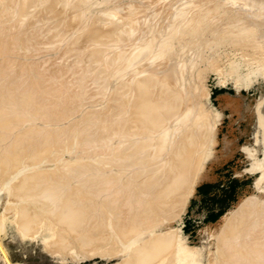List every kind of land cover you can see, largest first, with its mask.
Instances as JSON below:
<instances>
[{"label":"rangeland","instance_id":"obj_1","mask_svg":"<svg viewBox=\"0 0 264 264\" xmlns=\"http://www.w3.org/2000/svg\"><path fill=\"white\" fill-rule=\"evenodd\" d=\"M5 1V2H4ZM7 1V2H6ZM16 1V3L14 4V2ZM19 1H22V0H19ZM17 2V0H0V12H1V9H2V7L1 6H3V9H2V12L0 13V23H1V20L2 19H4V20H2L3 22H2V24L0 25V30H1V33L4 35V34H6L7 36H6V42H8V43H6L5 45H6V47L8 46V47H10L9 48V50H8V54H7V52H5V53H0L1 55H0V93L2 94V97L4 98L5 97V95H6V97H5V100H10L8 97H10V96H12L13 94H16L17 96L19 95V96H23L22 95V93L23 94H25V93H28V94H31L32 95V100L31 101H33V99H34V101H37V102H34V104H33V102H31L30 103V106H27L26 107V110H25V105L23 104V101H20V100H15L14 98H12V99H14L13 101H15V102H13L14 104H12L13 106H10V105H7L4 109L6 110H4L3 112V114H4V116L5 117H12L11 118V120H10V122H13V123H15V121L14 120H16V122H17V120H19L20 122H24L23 121V118H22V121L19 119V117L21 118V116H28V118H24V120L25 119H29L28 121L29 122H27V124H26V126L29 124V126L30 127H32V126H37L36 128L38 129V128H40L41 130H42V132H45L46 130H50V128H52V129H55L54 131H56V129L57 128H53V127H57V126H59V129H60V133H59V131H58V129H57V131H56V133H55V136H54V141L52 142L51 141V143H53V144H51V143H49L48 144V148L46 149V150H49L51 147H53V148H51V150H49V151H46L45 153H47L46 154V156H42V158H43V160H40V161H38V162H35V164L37 165H35L34 163H32V161H30V158H29V156L27 155L28 153H29V149L30 148H28L29 147V145H25V146H23L22 148H21V150L22 151H19L20 149H17L19 152H21L19 155H23V156H19L18 155V159H19V162L21 163V162H23V164L25 165V166H27V168H26V170L24 171L25 172V174L24 175H27L28 173V171H27V169L28 170H30V172H29V174L30 173H32L33 171H31V169L33 168V165H34V169L35 168H37V169H33L34 170V172H37V170H39L40 168L41 169H43V171H45V170H47V169H54V171H57V170H63V169H65V167L66 166H64V167H62V169H61V165L63 166V165H67L68 166V168H72L71 166L72 165H74L73 163H78L79 161L82 163L83 161L85 162V160L86 161H89L90 163H94V164H90L91 166H87V165H83V171L84 170H87L88 172H90L89 174H88V176H91L90 174H92V173H95V172H92V171H95V170H98V168L96 169V167L95 168H92V165H97V166H101V164H102V160H107V159H110L111 157H113V154H116L117 153V151L119 152V149L117 148V146H119V145H122V142H123V144L126 142L125 141V138H123L124 137V134L125 133H127V132H125V128H124V126L125 127H127V123H126V121L128 120L129 121V119H131L132 117H133V115L131 114V110H130V105H131V103L133 102V99H134V97H132V95H133V90L132 89H135L136 88V83L137 82H134V80L137 78V77H139L141 74L142 75H145V74H153V73H155V74H153L154 75V78L156 79V81H155V84L153 85V87L151 88V90H154L155 88H161V89H163V82L166 80V79H163V62H161V63H157V62H153V59H152V57H156V56H158V54H160V55H162V54H164L165 56H166V54L165 53H167V55L169 54V52L171 51V50H173L174 48H175V45H174V48L172 49H170V51H169V49L167 48V50L164 48V47H167V46H164L163 44H164V42H156L155 43V45H154V48H151L152 50L150 51V45H148V44H150V42L147 40V36H149L147 33V29L149 30L150 28H151V26H152V24L155 26V24H156V22L157 21H153L154 19H160V20H162L163 18H165V16H163V15H166V17H167V14L166 13H169L170 12V10H172V9H174V10H176V8H177V10H179V11H181L180 13H184V11H185V13L186 14H183L187 19H188V17L191 15V11H195L194 9H196L197 7L199 8H197L196 10H200V7L203 9V7H205V9L207 10V8H206V6L208 7L209 5H206L205 3H206V0H204V2H202L203 0H193V7H195L193 10H192V8H190L192 5V3L190 4L191 6H189V5H185L184 4V7H183V2H181L182 0H165V1H162V0H146V2H145V0H126L125 2L127 3H125L123 0H113L115 3H116V5H121V8H120V6L118 5V6H116L115 7V3L114 2H111V0H110V2H109V0H81V2L79 1V0H66V2H67V6L65 5V3H63V1H60L59 3H61L62 2V7H61V5L59 4V5H57L56 4V7H60V8H56V7H54V5H53V3H50L51 1L50 0H47V1H45V0H35V1H33V2H29L28 0H23L25 3V5H24V8H22L23 10L26 8V10L25 11H27V12H25L26 13V16H28V17H26L27 19V21H29V22H27V21H25V20H23V19H25V17L24 16H22V9H21V13L20 12H18V10L20 9V8H18V6H20L18 3H22V2ZM27 1H28V3H27ZM105 1V2H104ZM123 1V2H122ZM138 1V2H137ZM154 1V2H153ZM168 1H170V2H168ZM185 1V0H184ZM200 1H201V3H203V4H201L200 3ZM210 1H211V3H210ZM222 1L223 0H216L215 2H217V4H216V6H218V7H216V10L217 11H220L222 8H220V7H222ZM236 1H238V0H233V1H229V3H227V5H226V8H225V10L227 9V11L229 12V14L231 13V15L232 16H235V18H237V20H240L242 17H243V19H241L240 20V22L239 23H236V24H241V26L243 25V24H245V26L243 25L242 26V28H243V31H242V33L241 34H239L240 33V31L237 29V31H239L238 32V37L236 38V37H234V39L236 38V41H238L241 37L242 38H246V37H248L247 35L244 37V36H242V35H244V33H248V31L252 34V29L253 28H251V26H253V27H255L256 26V24H257V26L258 27H260V26H263L264 27V25H263V23L262 22H260L258 19H257V17H255V7L253 8V7H249V5H247V4H244V3H238V5H237V2ZM245 1V0H244ZM11 2V3H10ZM46 2V3H45ZM106 2H108V3H106ZM131 2V3H130ZM133 2V3H132ZM139 2H140V4H139ZM147 2H149V3H147ZM165 2H166V4H165ZM197 2V3H196ZM199 2V3H198ZM209 2V3H208ZM214 3V0L212 1V0H208L207 1V3L208 4H212L213 5V3ZM220 2V3H219ZM246 2H248V3H250L251 1L249 0V1H247L246 0ZM257 3L259 2V1H256ZM42 3H44V4H42ZM110 3V4H109ZM114 4L113 6H112V4ZM118 3V4H117ZM125 3V4H124ZM145 3H147V4H145ZM168 3V4H167ZM182 3V7L179 5V4H181ZM5 5V7H4V5ZM6 4H7V6H9V4H10V6H9V9H11L12 11H14V9L16 10V12H11V11H9L8 12V8H7V6H6ZM48 4V5H47ZM49 4H50V6H51V4H52V6H53V8H52V6L50 7L49 6ZM124 4V5H123ZM133 4V5H132ZM142 4H144V5H142ZM165 4V5H164ZM197 4V5H196ZM230 4V5H229ZM232 4V5H231ZM15 5V6H14ZM18 5V6H17ZM23 5V4H22ZM21 5V6H22ZM29 5V6H28ZM37 5V6H36ZM78 5H80V7L78 6ZM147 5V6H146ZM149 5V6H148ZM172 5V6H171ZM199 5H201V6H199ZM204 5V6H203ZM212 5H210L209 7H211ZM219 5H221V6H219ZM16 6H17V8H16ZM26 6V7H25ZM31 6V7H30ZM76 6V7H75ZM133 6H134V8H133ZM165 6V7H164ZM187 6V7H186ZM23 7V6H22ZM39 7H41V9L39 8ZM44 7V8H43ZM51 9H50V8ZM83 7H84V10H83ZM112 7H114V8H112ZM119 7V9H115V8H118ZM124 7V8H123ZM173 7V8H172ZM181 7V8H180ZM234 7H235V9H234ZM261 9L264 11V4H261ZM56 8V9H55ZM63 8V9H62ZM65 8V9H64ZM69 8V9H68ZM75 8V9H74ZM76 8H78V11L80 12H78L77 10H76ZM79 8H81V9H79ZM137 8V9H136ZM147 8V9H146ZM172 8V9H171ZM183 8H185L184 10H183ZM186 8H188V10L186 9ZM220 9V10H218V9ZM232 8V9H231ZM246 8V9H245ZM18 9V10H17ZM29 9V10H28ZM59 9V10H58ZM105 9V10H104ZM112 9H114L117 13H114V15H111L109 12L111 11V13H113L112 11ZM129 11H128V10ZM136 11H135V10ZM191 11H190V10ZM201 9V10H202ZM208 9H210V8H208ZM248 9V10H247ZM7 10V11H6ZM39 10V11H38ZM44 10V11H43ZM48 10H49V12H48ZM75 12V13H77V14H75L73 11ZM82 10L84 11V13L82 12ZM89 10V11H88ZM176 10V11H177ZM205 10V11H206ZM210 10H213L212 9V7H211V9ZM209 10V12L210 13H212L211 15H214V12L213 11H210ZM234 10H237L236 11V13L234 12ZM240 10H242V11H240ZM20 11V10H19ZM36 11V12H35ZM43 11V13H41L40 14V12H42ZM61 11H63V12H61ZM114 11V12H115ZM188 11H190V13L188 12ZM254 13H253V12ZM3 12H8V14H10V15H8L7 13H5L4 15L2 14ZM45 12L47 13V14H45ZM52 12V13H51ZM54 12H55V14H54ZM89 14H88V13ZM104 12V13H103ZM106 12V13H105ZM128 12V13H127ZM130 12V13H129ZM141 12V13H140ZM208 12V11H207ZM208 12V13H209ZM239 12V13H238ZM17 13V14H16ZM20 15H19V14ZM69 14V15H67V14ZM74 13V14H73ZM82 13H83V15L85 14H87L86 15V17L83 19L82 17H83V15H82ZM93 13V14H92ZM95 13V14H94ZM103 14V16H102V14ZM122 13V14H121ZM138 13V14H137ZM209 13V14H210ZM257 13V12H256ZM34 14V15H33ZM37 14V15H36ZM42 14H43V16H42ZM59 14V15H58ZM72 14H73V16H72ZM82 16H81V15ZM91 14V15H90ZM98 14V15H97ZM107 14V15H106ZM135 14H136V16L137 17H133V16H135ZM141 14V15H140ZM45 15V16H44ZM48 15V16H47ZM53 15V16H52ZM55 15V16H54ZM77 15V17H75ZM116 15V16H115ZM133 15V16H132ZM237 15V16H236ZM264 15V14H263ZM2 16H3V18H2ZM6 16V17H5ZM8 16V17H7ZM57 16H60V17H57ZM61 16H63L64 18H67L66 20H64L63 21V17H61ZM94 16V17H93ZM98 16H101V18H99ZM120 16V17H119ZM122 16V17H121ZM131 16V17H130ZM141 16V17H140ZM242 16V17H241ZM11 17V18H10ZM15 17L16 18H18V19H15ZM20 17H22V18H20ZM34 17V18H33ZM39 17V18H38ZM42 17V18H41ZM44 17V18H43ZM52 17V18H51ZM71 17V18H70ZM73 17V18H72ZM103 17V18H102ZM119 17V18H118ZM193 17H195V16H190L189 18H193ZM239 17V18H238ZM245 17V18H244ZM255 17V18H254ZM7 18V19H6ZM29 18V19H28ZM37 18V19H36ZM55 18V19H54ZM62 18V19H61ZM76 18V19H75ZM81 18V19H80ZM92 18V19H91ZM95 18H97V20H95ZM128 18V19H127ZM247 18V19H246ZM51 19V20H50ZM88 21H87V20ZM95 20V22L97 23L98 21V24H96L95 22H94V20ZM110 19H112V21L110 20ZM125 19V20H124ZM229 19H231V17L229 18ZM12 20V21H11ZM16 20V21H15ZM20 20L22 21V22H20ZM61 20H62V22H63V24L65 23V22H67V23H69V24H67V23H65V24H67L66 26H65V24L62 26V22H61ZM71 20V21H70ZM78 20V21H77ZM113 20H114V22H113ZM121 20V21H120ZM168 20V18H165L164 19V21H167ZM35 21H37V22H35ZM60 21V22H59ZM69 21V22H68ZM85 21V22H84ZM118 22V23H116V22ZM125 21V22H124ZM132 21V22H131ZM149 21L151 22V21H153V22H151V23H149ZM5 22V23H4ZM17 24H16V23ZM24 22H27L26 24L24 23ZM40 22V23H39ZM44 22H45V24H44ZM92 22H94V23H92V25L94 26H98V28L97 27H93L92 25H91V23ZM102 22V23H101ZM120 22V23H119ZM230 22V21H229ZM245 22V23H244ZM22 23V24H21ZM24 23V24H23ZM34 23L36 24V25H34ZM53 23V24H52ZM59 23V24H58ZM80 23V24H79ZM87 23V24H86ZM103 23H104V26H103ZM110 23V24H109ZM116 23V24H115ZM130 23V24H129ZM146 23V24H145ZM148 23H149V25H148ZM166 23H169L168 21L166 22ZM248 23V24H247ZM12 24V25H11ZM33 24V25H32ZM37 24H39V25H37ZM43 24H44V26H43ZM51 24V25H50ZM85 24H86V26H85ZM107 24V25H106ZM128 24V25H127ZM161 24V23H160ZM230 24V23H229ZM250 24H252L251 26H250ZM3 25V26H2ZM5 25H7V27H4ZM42 25V26H41ZM87 25H88V28H87ZM91 25V26H90ZM101 25V26H100ZM116 25H119L120 27H117ZM12 26V27H11ZM16 28H15V27ZM28 26H29V28H28ZM35 26V27H34ZM60 26V27H59ZM65 26V27H64ZM71 26V27H70ZM77 26H80V27H77ZM91 28H90V27ZM110 26V27H109ZM128 26V27H127ZM149 26V27H148ZM160 26V25H159ZM237 26V25H236ZM3 27V28H2ZM10 27V28H9ZM33 27H34V31H33ZM48 27V28H47ZM50 27H52V28H50ZM55 27V28H54ZM85 27V28H84ZM102 29H101V28ZM103 27H105V28H103ZM107 27V28H106ZM113 27V28H112ZM115 27V28H114ZM130 27H132V28H130ZM164 27V26H163ZM245 27H246V30H248V31H246L245 30ZM258 27H255L256 29H255V31L253 32L254 34H255V36H251V34L250 33H248V35L249 36H251V37H254V39H250V38H248L249 40H251V42L252 41H254V40H256V43L258 42V43H260V44H258L257 43V45H262L263 43H264V41L262 40L261 42H260V40H261V38H264V29L262 28V27H260L261 29H263V30H259V29H257ZM6 28V29H5ZM90 28V29H89ZM92 28H93V30H97V29H100L99 30V33L100 34H98V30L97 31H93V32H97V35H98V38L95 36V33H93L92 31H91V33H90V30H92ZM136 28V29H135ZM242 28H241V30H242ZM23 31H22V30ZM26 29V30H25ZM40 29V30H39ZM51 29V30H50ZM54 29V30H53ZM57 29V30H56ZM84 29V30H83ZM107 29H109L111 32H108L109 30H107ZM114 30V31H112V30ZM240 29V28H239ZM249 29H251V30H249ZM5 30V31H4ZM11 32H10V31ZM16 30H18V31H16ZM20 30V31H19ZM40 32H39V31ZM55 31V32H53V31ZM73 30V31H72ZM81 30V31H80ZM87 30V31H86ZM131 30V31H130ZM170 30H171V28H170ZM254 30V29H253ZM258 30H259V32H258ZM3 31V32H2ZM16 31V32H15ZM27 31V32H26ZM47 31H49V33L47 32ZM64 31V32H63ZM74 32V33H72V32ZM102 31V32H101ZM145 31V32H144ZM257 31V32H256ZM260 31H262V33H263V35H261L260 34ZM15 32V33H14ZM32 32V33H31ZM44 32V33H43ZM46 32V33H45ZM87 32H89L91 35H93L94 34V37L92 38L91 37V35L89 36V33H87ZM105 32V33H104ZM113 32V33H112ZM118 32V34H116V33ZM210 32V31H209ZM205 33V34H203V35H201V36H203V41H205L204 43H206L207 41H208V45H206V44H202V45H200L201 43H202V37H199V39H197L196 38V42H195V44L196 43H198L199 41H197V40H201L200 41V47L202 46V49L203 50H200L199 49V51L198 50H196L197 52L196 53H198L196 56H195V54L194 55H192L191 56V54H190V56H188L190 59L193 57L194 58V56H195V58H194V60H197L196 62L195 61H193L192 62V64L191 63H188V65L190 64V68H192L193 67V70H192V72H193V75H194V78H195V80H194V82L195 83H197L198 84V86L194 83V85H196L197 86V88H199V87H201V89H202V86H203V89H205V92H207L208 91V93H209V99H206V97H204L203 98V100L206 102V105H207V107L208 108H210L211 109V111H213L214 113H216V111H218L220 114H221V117H220V119H219V121L217 122V125H216V128H217V139H218V143H217V147H216V149H217V153H216V158L214 159V160H211V161H209L208 162V164H207V167H206V169L203 171V174H204V176H205V178L201 181V182H199V184L196 186V190H195V192L192 194V195H190L189 196V199H188V201H187V199H186V204H184V206H182V207H184L183 208V210L182 209H180L181 211V213L180 212H177L178 214L177 215H179V216H177V217H174V218H168V219H163V225H162V231H163V233H164V235L166 234V235H171V237H175V238H178L180 235L182 236V239L183 240H185V246H187V248H191V249H196V248H201V247H204V245H206L205 247V249L206 250H212V251H215L216 252V250L219 248V238L222 236V234H224L225 232H227L228 230H229V228L231 227V223L233 224V226H235V228H236V226H237V228L235 229L236 231H238L237 233V235H238V238H241V240H242V243H241V240L240 239H238L237 241H240V244H239V248H240V250H241V248L243 247V249L244 248H247V247H249L250 249H252L251 247L253 246V244L256 242V239H258V241L259 240H263V242H264V207H262V206H264V66H262V65H264V47H262V50H260L261 48H259L258 46L256 47V48H258V49H256L254 46L256 45L255 44V41H254V43L252 44L251 42H247L248 40H246V42H247V44H246V46H244L245 44H242V43H244L243 41H244V39L243 40H239L238 42H236V43H238V45H236L235 44V42H233L232 40H233V36H232V34L231 35H229V36H212V33L210 32V33ZM10 33H11V36H10ZM59 33V34H58ZM63 35H62V34ZM69 33V34H68ZM77 33V34H76ZM83 33V34H82ZM93 33V34H92ZM107 33V34H106ZM109 33V34H108ZM237 33V32H236ZM257 33V34H256ZM19 34L21 35V36H19ZM25 34H27V36L25 35ZM37 34V35H36ZM58 34V35H57ZM88 34V35H87ZM110 34H112V35H114V37L112 36V35H110ZM211 34V35H210ZM234 34V36H237L235 33H233ZM260 34V35H259ZM8 35H9V37H8ZM25 35V36H24ZM51 35V36H50ZM102 35H103V37H102ZM105 35V36H104ZM111 37V39L109 38V36ZM119 35H122L121 37L119 36ZM211 37H210V36ZM240 35V36H239ZM60 36H61V38H60ZM79 36V37H78ZM87 36V37H86ZM89 36V37H88ZM99 36L101 37V38H99ZM142 36V37H141ZM206 36L207 37H210V38H206ZM11 37V38H10ZM31 37V38H30ZM46 37V38H45ZM106 37V39H104ZM221 37H223V39L221 38ZM10 39V40H12V43H11V41L10 40H7V39ZM16 38H17V40H16ZM29 38V39H28ZM35 38V39H34ZM51 38H53V40L51 41ZM67 38V39H66ZM89 40H87V39ZM201 38V39H200ZM27 39H28V41H27ZM34 40V42H33V40ZM44 39H46V40H44ZM48 39H50V40H48ZM86 39V40H85ZM108 39H110V40H108ZM205 39V40H204ZM208 39V40H207ZM209 39L210 40H212V41H210L209 42ZM216 39V40H215ZM221 39L223 40V41H221ZM232 39V40H231ZM247 39V38H246ZM18 40H20V41H18ZM38 40V41H37ZM58 40V41H57ZM63 42H61V41ZM83 40V41H82ZM104 40V41H103ZM108 40V41H107ZM118 40V41H117ZM128 40V41H127ZM207 40V41H206ZM226 40V41H225ZM15 41V42H14ZM18 41V42H17ZM51 41V42H50ZM87 41V42H86ZM96 41V42H95ZM117 41V42H116ZM133 41V42H132ZM230 41H232V42H230ZM235 41V40H234ZM242 43H241V42ZM13 42H14V44H13ZM27 42V43H26ZM82 42V43H81ZM120 42V43H119ZM167 42H171L170 40L169 41H166L165 42V45L167 44V45H169V47L173 44V43H167ZM173 42V41H172ZM221 42H223V43H221ZM240 42V43H239ZM245 42V43H246ZM9 43H11L10 45H9ZM17 43V44H16ZM49 43L51 44V45H49ZM62 43V44H61ZM83 43H85V44H83ZM104 43V44H103ZM120 45H119V44ZM131 43V44H130ZM160 43L163 45V48L166 50L165 51V53H163V48L162 47H160V46H162V45H160ZM35 44V45H34ZM36 44H37V46H36ZM59 44H61V45H59ZM69 44V45H68ZM75 44V45H74ZM107 44V45H106ZM122 44H124V45H122ZM130 44V45H129ZM220 44V45H219ZM233 44H234V46H237V47H234L233 46ZM239 44H241V45H243L242 47H241V45L239 46ZM249 44V45H248ZM255 44V45H254ZM56 45V46H55ZM58 45V46H57ZM67 45V46H66ZM71 45V46H70ZM126 45L128 46L129 45V48L128 47H126ZM143 45V46H142ZM146 45L148 46L147 48H145L146 47ZM264 45V44H263ZM17 46V47H16ZM26 46V47H25ZM30 46V47H29ZM46 46V47H45ZM50 46V47H49ZM55 46V47H54ZM63 46H65V47H67V49L66 48H64ZM70 46V47H69ZM83 46V47H82ZM88 46V47H87ZM108 46V47H107ZM124 46H125V48H124ZM248 46V47H247ZM39 47V48H38ZM49 47V48H48ZM52 47H54V48H52ZM61 47V48H60ZM74 47H76V48H74ZM93 47H95V51L93 50L94 48ZM98 47V48H97ZM100 47H102L101 48V50H100ZM132 47V48H131ZM159 47H160V49H159ZM171 47H173V46H171ZM241 47V48H240ZM251 47H253V48H251ZM14 48H17V49H14ZM57 48V49H56ZM63 48V49H62ZM70 48V49H69ZM72 48V49H71ZM83 48V49H82ZM91 48H92V50H91ZM97 48V49H96ZM105 48V49H104ZM112 48V49H111ZM134 48H136V49H134ZM143 48H144V50H143ZM149 48V49H148ZM187 48H189V47H187ZM245 48V49H244ZM251 48V49H250ZM25 49V50H24ZM29 49V50H28ZM40 49V50H39ZM52 49H54L53 51H52ZM69 49V50H68ZM88 50V52H87V50ZM101 51L100 53H99V50ZM119 49V50H118ZM129 49V50H128ZM153 49H154V51H153ZM26 50H28V51H26ZM33 50V51H32ZM49 50V51H48ZM56 50V51H55ZM73 50H74V52H73ZM86 50V51H85ZM91 50V51H90ZM96 50H98L97 52H96ZM108 50V52H107V55L109 56H107L106 55V51ZM137 50V51H136ZM144 51V53L142 54H140V55H138V53H136V52H139V51ZM158 50V51H157ZM162 50V51H161ZM191 50V49H190ZM189 49H187V51H186V53L184 52V50H182L181 52H180V54L181 55H179V57H181L182 59H181V61H183L184 59L187 61V62H189L188 60H187V58L188 57H186V56H184V55H188V53L187 52H189V53H191V51H190ZM255 50V51H254ZM12 53H11V52ZM16 51V52H15ZM24 51V52H23ZM41 51V52H40ZM69 51V52H68ZM76 51V52H75ZM112 51V52H111ZM122 51V52H121ZM126 51V52H125ZM157 51V52H156ZM167 51H169V52H167ZM18 52V53H17ZM26 52H28V53H26ZM68 52V53H67ZM83 52V53H82ZM87 52V53H86ZM92 52V53H91ZM113 52H114V55H115V57H114V55H113ZM132 52H134V53H132ZM149 52V53H148ZM151 52L152 53H154V54H151ZM159 52V53H158ZM161 52H162V54H161ZM185 54H184V53ZM205 52V53H204ZM245 52V53H244ZM263 52V53H262ZM15 53V54H14ZM25 53V54H24ZM32 54V56L30 55V54ZM34 53H36V54H34ZM39 53H40V55H39ZM45 53V54H44ZM57 53V54H56ZM62 53V54H61ZM80 53V54H79ZM89 53V54H88ZM96 53V54H95ZM98 53H99V55H98ZM104 55H103V54ZM184 55H183V54ZM193 53V52H192ZM7 54V55H6ZM17 54V55H16ZM27 54V55H26ZM29 54V55H28ZM53 54V55H52ZM67 56H66V55ZM70 54V55H69ZM73 54V55H72ZM92 54V55H91ZM111 54V55H110ZM117 54V55H116ZM120 54V55H119ZM123 54V55H122ZM131 54V55H130ZM248 56H247V55ZM3 55H5L4 56V58H2L3 57ZM8 55H9V57H8ZM46 55H47V57L49 58V59H47V57H46ZM75 55V57H73ZM99 57H98V56ZM134 55V56H133ZM147 55V56H146ZM151 55V56H150ZM156 55V56H155ZM14 57L13 58V60L12 59H10V58H12V57ZM28 56H29V58H28ZM45 56V57H44ZM50 56V57H49ZM64 56V57H63ZM78 56V57H77ZM121 57V59H120V57ZM125 56V57H124ZM261 56V57H260ZM6 57V58H5ZM80 57V58H79ZM89 57V58H88ZM97 57V58H96ZM112 57H113V59L114 58H116V59H114L115 60V63H119V64H114V65H116V66H113L112 64L114 63V61L111 63L110 61L112 60ZM119 57V58H118ZM144 57V58H143ZM150 57H151V59H150ZM253 57V58H252ZM257 57V58H256ZM2 58V59H1ZM9 58V59H8ZM22 58V59H21ZM27 58V59H26ZM39 58V59H38ZM67 58V59H66ZM72 58H73V60H72ZM91 58V59H90ZM99 58V59H98ZM139 58V59H138ZM141 58V59H140ZM4 59H6L5 61L7 62H5L4 61ZM7 59H8V61H10L9 63H8V61H7ZM16 59V60H15ZM33 59V60H32ZM59 59H60V62H59ZM84 59V60H83ZM96 59V60H95ZM131 59H133V60H131ZM136 59V60H135ZM150 59V60H149ZM16 61V64H15V61ZM25 60V61H24ZM50 60V61H49ZM70 60V61H69ZM75 60V61H74ZM100 60H101V62H100ZM110 60V61H109ZM130 60V61H129ZM150 61L149 62V64L147 63L148 61ZM233 60V61H232ZM247 60V61H246ZM3 61V62H2ZM24 61V62H23ZM94 63H93V62ZM97 61L99 62V64L97 63ZM117 61V62H116ZM134 61V62H133ZM144 61H146V62H144ZM241 62V63H243L242 64V67L239 69V70H236L235 71V73H233L232 72V68H231V63H233V62ZM255 61H256V63H255ZM260 62L259 64H258V62ZM1 62H2V64H1ZM22 62V63H21ZM26 62V64H23V63H25ZM39 62V63H38ZM42 62V63H41ZM46 62V63H45ZM49 62V63H48ZM75 62V64H73ZM81 62H82V65L80 66V64H81ZM88 64H86V63ZM186 62V63H187ZM195 62V63H194ZM247 62H248V64H247ZM250 62V63H249ZM262 62V63H261ZM19 63H20V65H19ZM35 63V64H34ZM67 63V64H66ZM101 63V64H100ZM111 63V64H110ZM122 63V64H121ZM135 63V64H134ZM145 63H146V65H145ZM151 63V64H150ZM152 63H154L153 65H152ZM158 65H157V64ZM186 63H185V65H184V68H183V70L185 69V71H191L190 69H187L186 67L188 66H186ZM44 66H43V65ZM71 64V65H70ZM109 64V65H108ZM142 64V65H141ZM148 66V68H146L145 66ZM218 64V65H217ZM2 65V66H1ZM11 65V66H10ZM17 65V66H16ZM27 65V66H26ZM33 65H34V67H33ZM38 65H39V67L40 68H38ZM55 65V66H54ZM95 65H97L96 66V68L94 67ZM100 65V66H99ZM157 65V66H156ZM167 67H170V66H172V65H168V64H165ZM164 65V66H165ZM195 65V66H194ZM214 65V66H213ZM15 68H13V67ZM16 66V67H15ZM20 66V67H19ZM32 66V67H31ZM37 66V67H36ZM52 66V67H51ZM59 66V67H58ZM87 66V67H86ZM93 66V67H92ZM102 66V67H101ZM110 66V67H109ZM113 66V67H112ZM120 66V67H119ZM262 67L263 68V70H262V68L260 69V67ZM10 67V68H9ZM18 67H19V69L21 68V70H19L18 69ZM25 67H26V69H25ZM93 68V69H90V68ZM128 67V68H127ZM139 67V68H138ZM156 67V68H155ZM189 67V66H188ZM2 68V69H1ZM31 68H32V70H31ZM41 68H43V70L41 69ZM52 68V69H51ZM60 68V69H59ZM69 68V69H68ZM142 68V69H141ZM258 68H259V70H258ZM4 69H5V71H4ZM62 69V70H61ZM90 69V70H89ZM94 69H96V70H94ZM105 69V70H104ZM142 71V72H145V73H142V72H140V70ZM144 69H146V70H144ZM2 70V71H1ZM11 70V71H10ZM13 70H14V72H13ZM18 70H19V73H18ZM26 71V72H24V71ZM69 70V71H68ZM79 70V71H78ZM83 70V71H82ZM100 70V71H99ZM108 70V71H107ZM120 70H122V71H120ZM149 70V71H148ZM151 70V71H150ZM43 71V72H42ZM93 71V72H92ZM130 71V72H129ZM136 71L138 72V73H136ZM155 71V72H154ZM238 71H240V72H238ZM258 71V72H257ZM11 72V73H10ZM21 72H22V74H21ZM29 72V73H28ZM87 72V73H86ZM95 72V73H94ZM105 74H104V73ZM122 74H121V73ZM129 72V73H128ZM132 72V73H131ZM134 72V73H133ZM139 72L141 73V74H139ZM149 72H151V73H149ZM153 72V73H152ZM160 73V74H158V73ZM229 72V73H228ZM261 72V73H260ZM8 73H10V74H8ZM13 73V74H12ZM15 73V74H14ZM32 73L33 74H35V75H32ZM66 73V74H65ZM91 73H93V74H91ZM99 73H100V75H99ZM135 73H136V75H135ZM157 73V74H156ZM190 73V72H189ZM29 74V75H28ZM30 74H31V76H30ZM102 74H104V75H102ZM107 74H109V75H107ZM134 74V75H133ZM139 74V75H138ZM238 74V75H237ZM2 75V76H1ZM8 75V76H7ZM63 75H65V76H63ZM95 75V76H94ZM138 75V76H137ZM152 75V76H153ZM156 75H158V76H156ZM161 75V76H160ZM7 76V77H6ZM17 78H16V77ZM20 76H22V78L19 77ZM24 76V77H23ZM26 76V77H25ZM35 76H37V77H35ZM41 76V77H40ZM44 76V77H43ZM98 76V77H97ZM104 76V77H103ZM107 76V77H106ZM133 76V77H132ZM135 76H136V78H135ZM2 77H3V79H2ZM15 77V78H14ZM29 79H28V78ZM36 78V80L35 79H33V78ZM60 77V78H59ZM68 77V78H67ZM74 77V78H73ZM123 77V78H122ZM125 77V78H124ZM130 77V78H129ZM158 77V78H157ZM6 78V79H5ZM23 78H24V80H25V83H23L24 82V80H23ZM26 78H27V80H26ZM30 78H31V80H30ZM40 78V79H39ZM42 78H43V80H42ZM47 78H48V80H47ZM54 78V79H53ZM96 78V79H95ZM102 78H104V79H102ZM108 78V79H107ZM111 78V79H110ZM119 78H121L120 80H119ZM16 79H19V80H16ZM22 79V80H21ZM133 81H132V80ZM163 81H162V80ZM33 80V81H32ZM35 80V81H34ZM38 80V81H37ZM75 80H76V82H75ZM101 80V81H100ZM106 80V81H105ZM112 80V81H111ZM120 82V83H118L119 85H118V90L120 91V96H127V98H128V96H129V100H128V104H129V106H128V108H126V106H124L125 108H123V110L121 109V106H123L122 104H120L119 102H118V100L117 99H115V101H114V99L112 98V97H109L111 94H109L110 93V91L111 92H113L114 90H115V88L117 87V82L118 81ZM9 81H11V82H9ZM18 82V84H19V86L17 85V83L16 82ZM26 81L28 82V83H26ZM30 81H31V83L32 82H35V83H33V84H31L30 83ZM60 83H58V82ZM67 81V82H66ZM16 84H15V83ZM39 82H40V85H39ZM79 82V83H78ZM109 82V83H108ZM131 82V83H130ZM132 82H133V84H135L134 86H133V84H132ZM200 82V83H199ZM2 83V84H1ZM12 84V86H11V84ZM21 83V84H20ZM22 83H23V85H22ZM38 83V84H37ZM114 83H115V86H114ZM202 83V84H201ZM71 84V85H70ZM132 84V85H131ZM159 84V85H158ZM2 85V86H1ZM15 85V86H14ZM21 85L23 86V87H21ZM26 85V86H25ZM30 85V86H29ZM108 85V86H107ZM111 85V86H110ZM127 85H128V87H127ZM18 86V87H17ZM38 86V87H37ZM49 86V87H48ZM111 88H110V87ZM20 87V88H19ZM31 87H32V89H34V90H32L31 89ZM40 87H42V91H40L41 90V88ZM58 89H57V88ZM64 87V88H63ZM71 87V88H70ZM125 87V88H124ZM13 88H14V90H15V92H14V90H13ZM18 89V91H17V89ZM28 90H26V89ZM30 88V89H29ZM122 88H124V89H122ZM5 89V90H4ZM24 89V90H23ZM80 89H82V91L80 90ZM85 89V90H84ZM110 89V90H109ZM112 89H113V91H112ZM4 90V91H3ZM9 90H10V92H9ZM11 90H13V92L11 91ZM31 90H32V92H31ZM36 90V91H35ZM52 90V91H51ZM81 92H80V91ZM132 90V91H131ZM27 91V92H26ZM65 91V92H64ZM85 91V92H84ZM106 91V92H105ZM109 91V92H108ZM124 91V92H123ZM129 91V92H128ZM2 92H4V93H2ZM11 92H12V94H11ZM19 92V93H18ZM20 92H22V93H20ZM31 92V93H30ZM36 92V93H35ZM42 92V93H41ZM93 92V93H92ZM105 92V94L106 93H108V95L106 94H104L103 95V93ZM128 92V93H127ZM131 92V93H130ZM8 93V94H7ZM11 95H10V94ZM18 93V94H17ZM37 94V96L35 95V94ZM83 93V94H82ZM125 93H127V94H125ZM0 94V95H1ZM39 94H40V96H39ZM44 94H45V98H44ZM10 95V96H9ZM16 95L14 96V97H16ZM26 95V94H25ZM42 95V96H41ZM75 95V96H74ZM76 95H77V97H76ZM82 95V96H81ZM52 96H53V98H52ZM61 96V97H60ZM109 97V99H108V97ZM134 96V95H133ZM40 97V98H39ZM51 97V98H50ZM59 97V98H58ZM70 97V98H69ZM72 97V98H71ZM106 97V98H105ZM133 99H132V98ZM11 98V97H10ZM18 98V97H17ZM43 98H44V100H43ZM58 98V99H57ZM69 98V99H68ZM113 99V101H111V99ZM42 99V100H41ZM48 99V100H47ZM70 99H72V101L70 100ZM131 99H132V102H129V101H131ZM40 100H41V103H40ZM50 100V101H49ZM53 100V101H52ZM61 102H60V101ZM76 100V101H75ZM110 100V101H109ZM116 100H117V102H116ZM17 101V102H16ZM45 101V102H44ZM59 101V102H58ZM105 102V103H104ZM107 102V103H106ZM108 102H111V103H108ZM17 103H19V104H17ZM36 103V104H35ZM54 103V104H53ZM59 103V104H58ZM60 103H62L63 105H61ZM17 104V105H16ZM32 104H33V106H35V107H39L40 109H42V110H40V111H42V115H41V112L38 114V112H32V111H35V107H32ZM43 104V105H42ZM46 104V105H45ZM49 104V105H48ZM77 104H79L78 106L79 107H77V109H74L76 106H77ZM84 104H85V106H84ZM107 104L109 105V106H107ZM24 105V106H23ZM53 105H54V107H53ZM61 105V106H60ZM83 105V106H82ZM81 106V107H80ZM114 106V107H113ZM15 107V108H14ZM16 107H18V109L20 110H18ZM41 107H43V108H41ZM50 109H49V108ZM73 107V108H72ZM112 108V109H110V108ZM8 110H7V109ZM11 110H14V111H10V109ZM23 108H24V112L25 111H27V109H28V111H31V112H26V114H22V113H18V112H23ZM30 108H32V109H30ZM86 108V109H85ZM118 108V109H117ZM47 109V110H46ZM78 109H79V111H78ZM85 111H84V110ZM90 109V110H89ZM115 109H117V110H115ZM126 109V110H125ZM17 110V111H16ZM50 110H51V112H50ZM77 110V111H76ZM87 110H89L88 112H90V113H88V115H90V117L92 116L91 115V112L93 113V117H91V119H88V120H86V119H84V116L86 117L87 116V114L85 115V112H87ZM94 110V111H93ZM95 110H97V111H100V113L98 114V113H96V116H95V112H97V111H95ZM107 110V111H106ZM114 110V111H113ZM43 111H45L46 113L43 115ZM62 111V112H61ZM66 111V112H65ZM74 111V112H73ZM113 113H112V112ZM124 111V112H123ZM6 112H7V114H6ZM12 112V114L13 113H18V114H16V116H19V117H16V118H14L15 116V114L12 116L10 113ZM73 112V113H72ZM80 112V113H79ZM102 112H105L107 115H105V113H103L104 114V116H103V114H102ZM29 113V114H28ZM30 113H31V115L33 116V118L32 117H30ZM32 113H34V114H32ZM37 113V115H35ZM61 113V114H60ZM64 115H63V114ZM72 113V114H71ZM112 113V114H111ZM9 114V115H8ZM20 114H22L21 116H20ZM98 114V115H97ZM39 115H41V116H39ZM51 115V116H50ZM58 115V116H57ZM63 115V116H62ZM82 115V116H81ZM116 115V116H115ZM37 116V119L35 118ZM48 116V117H47ZM54 116H55V118H54ZM62 116V117H61ZM81 116V117H80ZM103 116V117H102ZM107 116H108V118H107ZM112 116V117H111ZM122 116V117H121ZM126 116V117H125ZM131 116V117H130ZM66 119H65V118ZM70 117V118H69ZM76 117H77V120H76ZM88 117V116H87ZM106 117V118H105ZM13 118H14V120H13ZM30 118H32L31 120L33 121V122H35V123H33L32 122V125H31V120H30ZM35 118V119H34ZM42 118V119H41ZM53 118V119H52ZM57 118V119H56ZM101 120V118H102V120L100 121L99 119ZM105 118V119H104ZM118 120H117V119ZM124 118V119H123ZM127 118V119H126ZM59 119V120H58ZM61 119H65L64 121L62 120L61 121ZM68 119V120H67ZM70 119V120H69ZM72 119V120H71ZM84 119V120H83ZM95 119V120H94ZM107 119V121L106 122H104L105 120ZM13 120V121H12ZM34 120H42V121H34ZM51 122H50V121ZM80 120H82V122L83 123H85V124H87V121H88V123L90 124H88L89 125V127L86 125V126H84V124H82V122L80 121ZM86 120V121H85ZM99 120V121H98ZM19 121L17 122V125H19ZM46 121V122H45ZM61 121V122H60ZM73 121H74V123H73ZM76 121V122H75ZM77 121H79V122H77ZM85 121V122H84ZM98 121V122H97ZM104 123H103V122ZM125 121V122H124ZM127 121V122H128ZM131 121V120H130ZM26 122H24V124H22V123H20L21 125H19V126H21V128H25L26 126H25V123ZM54 122V123H53ZM99 122H101V123H103V124H99ZM109 122V123H108ZM119 122V123H118ZM69 123V124H68ZM78 124V129H79V127H82V126H84V127H88V128H86L85 129V131L87 130V132L89 133L88 135V137L85 139L86 140V142H85V140L82 142L81 140V137H83V135H81V137L79 136V131H81V129L83 130L84 129V127L83 128H81L80 130H78L77 129V127H75L76 125L75 124ZM79 123L80 124H82V126H80L79 125ZM106 123V124H105ZM110 123H112L113 124V126H114V124L115 125H118L119 126V128H117V130L119 131H117V133H118V135L117 136H115L117 133H113V137L111 136V132H109V134H107L106 133V135H105V137H104V139L105 138H107V136L109 135V136H111V139L109 140V141H107L106 140V142H104V146H103V143L101 142V141H98V143H97V140H102L100 137H99V139H98V130H99V128L100 127H102L103 125L104 126H109L108 124H110ZM130 123V122H129ZM12 124V123H11ZM99 125V128H98V126L97 125ZM122 124H124V125H122ZM24 125V126H23ZM40 125V126H39ZM42 125H43V127H44V129L42 128ZM54 125H56V126H54ZM71 125V126H70ZM96 125V126H95ZM15 127H16V124L14 125ZM29 126H27L26 128H28ZM53 126V127H52ZM63 126V127H62ZM66 126V127H65ZM70 126V127H69ZM72 126H73V128H72ZM29 127V128H30ZM49 127V128H48ZM62 127V128H61ZM65 127V128H64ZM97 127V129H95ZM21 128H19L20 130H21ZM22 129L23 131H25V130H27V129ZM36 128L34 129H31L30 130V133H32V132H35V130H36ZM89 128H92V129H89ZM14 129V128H13ZM13 129H11L9 132L11 133L12 132V130ZM63 129V130H62ZM64 129H65V131H64ZM77 129V130H76ZM89 129V130H88ZM152 129V128H151ZM151 129H148V130H150L149 132L150 133H152L153 131L151 130ZM15 130V129H14ZM18 130V126H17V128H16V130H15V132L14 133H12V135H13V137H12V135H7V133H8V131H6L5 133L6 134H3V135H5V136H3V142H2V144H1V142H0V149L1 148H3V147H5V146H7V144L9 143H11L12 141H15L18 137H19V134H20V130L16 133V131ZM22 130H21V132H22ZM41 130H36V132H35V134H37V132L39 133V131H41ZM76 130V131H75ZM148 130H146V131H148ZM65 132L64 134L62 133V132ZM68 131V132H67ZM95 131H96V134H97V136H96V134H95ZM126 131H127V128H126ZM58 132V133H57ZM76 132H78V133H76ZM92 132L95 134H92ZM17 134V137H16V134ZM131 133H133V132H131ZM154 133V132H153ZM40 134H41V132H40ZM58 134V135H57ZM84 134V133H83ZM90 134H92V136L90 137ZM33 135H34V133H33ZM33 135L31 134H29V136L32 138V144L30 145V146H32L31 148H33V150H31L30 152H32L33 154L37 151V149H38V147L36 146V145H44V144H46V142H47V140H46V138L48 137L49 138V136H48V133L47 134H43L42 133V136L44 135V137H42V136H40V138L42 137L43 138V141H42V138L40 139L39 138V134L37 135L38 136V140H40V141H37V139H35L37 136L36 135H34V137H33ZM57 135V136H56ZM61 135V136H60ZM153 135V134H152ZM7 136H11V140L9 139V137H7ZM28 136V137H29ZM61 137V142L59 141V139H60V137ZM85 136V135H84ZM95 136V137H94ZM121 136V137H120ZM143 136V138L146 136H144V135H141V137ZM162 136V135H161ZM160 136V137H161ZM117 137V138H116ZM151 137V136H150ZM13 138H15L14 140H12ZM50 138H51V136H50ZM108 138H110V137H108ZM112 138H113V140H112ZM20 139V138H19ZM29 139V138H28ZM65 139V140H64ZM121 139V140H120ZM142 139V138H141ZM7 140H8V142H7ZM34 140L36 141V143H34ZM148 140V139H147ZM152 140V139H151ZM179 140V139H178ZM180 140H181V138H180ZM5 141V142H4ZM42 141V142H41ZM59 141V142H58ZM96 141V142H95ZM105 141V140H104ZM38 142H40V143H38ZM48 142H50V141H48ZM67 142V143H66ZM83 144H82V143ZM85 142V143H84ZM99 142H101V143H99ZM117 142V143H116ZM142 142H145V143H142ZM177 142V140H174L172 143H173V145H174V143H176ZM5 145H4V144ZM96 143V144H95ZM34 144V145H33ZM50 144H51V147H50ZM101 144V145H100ZM106 144V145H105ZM140 145L141 144H145V146H146V148L144 147V151L143 152H141L140 154L139 153H135L134 154V151L135 150H129L128 149V152L130 151H133V153H131V154H128V152H127V154H128V158L127 159H129V160H127V159H125V160H127L126 162H127V164L129 163V165H127V164H124L123 162L125 161V160H118V157H117V160H118V162H117V160H116V162L112 165L110 162H106V163H108L107 164V167L110 165V166H114L113 167V169L111 170L112 172H113V174L112 175H114V176H118L119 175V173H120V170H122V167H123V165H124V167L125 166H127V167H125L126 168V170H124V167H123V171H122V173L123 172H125L126 173V175H125V173L124 174H122L121 176L122 177H127L128 175H130L129 177H127V179H124V181H122L123 180V178H121V177H118V178H120L119 180L117 179V177H115L114 178V180L115 179H117V181H119V184H121L120 186H118L119 188H118V190L116 191V193L118 192V191H120L121 193H122V196H123V193L125 192H127V190L129 191V192H127V194L129 195L130 194V192L132 193L130 196H128V199L130 200V198H131V201L129 202V200H127L126 199V197H127V195L126 196H123V197H125L124 199H123V197L121 196V194H120V192L117 194L118 196H119V194H120V198L119 197H117V196H115V199H114V196H113V194L114 193H112L111 191H114L115 192V188H117V187H115V188H110L108 185H107V187H109V188H106V187H104L106 184V182H107V184H109L110 186L112 185V183H117V181L115 180H113L112 178L114 177H112V178H110V173H112V172H107V173H104V181L101 179V178H103V177H101L100 179L101 180H99V182H101L102 181V183H103V185L100 183L99 185H102V186H100V187H102V188H106V189H103V190H101V192L103 193H101L100 192V189H102V188H100V189H98V177H96L97 175L98 176H100L99 174H100V172L98 171V173H95V174H97L96 176H94L93 174V177L95 178L96 177V180H94V178H92V177H90V178H92L93 180H91L92 182V184L94 185V187H95V185H96V189L97 190H99V191H97L96 189L95 190H93L92 188H91V184L86 180L87 178V172L86 173H84V172H82V174L85 176L84 178H82L83 176L81 175V174H73L72 176H74L75 177V175H76V177H77V180L78 181H76V177H75V179H74V177H70V179H69V182H72L71 183V185H70V187H74L75 188V185L77 186V185H79L80 183L81 184H85V183H83L84 181H87L86 183H88V184H90V185H88V186H86V188H85V186H84V188H85V190L87 191H91V190H93V191H95V192H97V194H98V200L99 199H102V198H104V200L102 199L100 202L102 203V206H101V203L99 204V201H98V204H96L94 201H95V199H96V193L95 192H88L87 191V193H86V191L84 192V194H83V191H84V189H83V191H82V194L80 193V195H81V197H80V199L82 198V200H83V197H85L84 198V202L83 201H81V202H83L84 204L85 203H87L88 202V205L86 204V206H83L84 204L82 203V206H83V208H84V212H86V214L88 215L87 217L89 218V219H91V221L89 220V223L90 224H92V225H94L95 223L97 224V223H100L102 220H104V221H106L108 218H109V223L111 222V223H113V225L112 226H114V230H116L117 228H119V227H121V222L124 224H126V220L128 219V222H129V220L131 221V222H134L133 220H131V219H129V218H132L133 216H135V217H133L135 220H137L138 218H141V216H142V214L144 213V214H146L147 212L146 211H148V209H149V206L147 207V203L152 199V197H154V194L156 193L153 189H151V190H153L152 192L154 193H152V196L150 197L149 196V194L151 193L150 192V188H152V187H150V185H149V182L148 181H146L145 182V178H144V180H142V178H141V174H140V176L139 175H136V174H132L133 172H129V169H130V167H132V168H137V166H139V168H137V170L139 169L140 171H141V167L142 168H144L145 167V169H146V167L149 169L150 168V166H151V164H149L148 162H146L148 159L149 160H151L152 159V161L153 162H155V160L157 161V162H155V163H159V161L160 160H162V159H164V157H165V153H168L169 152V150H168V152H166V151H164V150H162V152L160 153V152H158V153H160V154H158L157 152H156V149H157V151H160L161 150V148L163 149V148H165V147H163L164 145H161V148H160V146L159 145H155L154 146V143L153 144H151L152 145V147L150 146V143H149V148H148V143L146 142V141H141L140 143H139ZM54 145H56L55 147H57L58 146V148H55L54 147ZM139 145V146H140ZM172 145V146H173ZM27 146V147H26ZM62 146V148H60V147ZM102 146V147H101ZM107 146V147H106ZM114 146V147H113ZM138 146V147H139ZM142 146V145H141ZM140 146V147H141ZM37 147V148H36ZM50 147V148H49ZM98 147V149H96ZM137 147V146H136ZM143 147V146H142ZM154 147V151H153V148ZM155 147H157L156 149H155ZM27 148V149H26ZM104 148V149H103ZM149 150H148V149ZM152 150H151V149ZM56 149H58V150H56ZM109 149H110V152H108L109 151ZM116 149H118L117 151H116ZM141 149V148H140ZM146 149V150H145ZM166 149V148H165ZM36 150V151H35ZM93 150H94V152H95V154L94 153H92L93 152ZM108 150V151H107ZM142 150H143V148H142ZM17 151V154L19 153ZM24 151H25V154H24ZM26 151H28V153L26 152ZM54 151V152H53ZM59 151V152H58ZM99 151V152H98ZM114 151H116V152H114ZM150 151H151V154L154 152L155 153V155H157L158 157H159V155H161L160 157H161V159L158 161V158H157V156H156V158H154V156L155 155H151L152 157H150V155H146L147 153L146 152H148V154H150ZM153 151V152H152ZM164 151V152H163ZM49 152H51V154L49 153ZM102 152H104V153H101ZM171 152H173V154L174 155H176L175 153V151H174V149H172L171 151H170V153ZM175 152V153H174ZM37 153H38V151H37ZM98 153V154H97ZM107 153V154H106ZM143 153L145 154V156L143 155ZM170 153H168V155L167 156H169L170 155ZM91 154V155H90ZM94 154V155H93ZM106 154V155H105ZM133 154V156H132V158H131V155ZM140 155V156H144L145 158H143V156H142V159L144 160V159H146L147 157H148V159H146L143 163L145 164V162H146V164H148V166H145L144 165V167H143V164H142V160L140 159V157H138L137 155ZM142 154V155H141ZM165 154V155H164ZM173 154H171V155H173ZM29 155H31V153H29ZM44 155V154H43ZM105 155V156H104ZM117 155V154H116ZM116 155H114V157H116ZM129 155H130V158H129ZM138 157V160L140 161H138L139 163H136L137 162V160H135L137 157ZM162 155L164 156V157H162ZM169 156L168 158H170V159H172L173 157H174V155L173 156ZM27 156V157H26ZM51 156V157H50ZM102 156L104 157L103 159H102ZM108 156H109V158H108ZM118 156V155H117ZM134 156H135V158H134ZM167 156L165 157L166 159H165V162H163V160H162V162H161V164L159 163V166L158 165H156V166H152L153 168L154 167H156L157 169H156V172H162V173H165L166 172V170H165V168H170L171 166H172V164H174L175 162V160H176V157H175V160H170V159H168L167 158ZM20 157H22V158H20ZM113 157V158H114ZM150 157V158H149ZM28 158H29V160H28ZM97 160H96V159ZM25 159V160H24ZM82 159H83V161H82ZM131 159H134V160H132V161H134V163H135V165H137V166H134V163L133 162H131L130 160ZM154 159V160H153ZM169 161H168V160ZM23 160V161H22ZM99 160V161H98ZM167 160V161H166ZM102 161V162H101ZM131 163H133V164H131L130 165V162ZM64 162V163H63ZM105 162V161H104ZM103 162V163H104ZM125 162V163H126ZM167 162V163H166ZM172 162V164H170V163ZM26 163V164H25ZM28 163V164H27ZM30 163L31 164H33V165H30ZM37 163H39V164H37ZM66 163V164H65ZM71 163V164H70ZM110 163V164H109ZM120 163H123V164H120ZM141 163V164H140ZM152 163V162H151ZM155 163H152V165L154 164L155 165ZM165 163V164H164ZM43 166H41V165ZM48 166H47V165ZM60 164V165H59ZM105 164V163H104ZM117 164H119V165H121V167L118 165V167H117ZM140 164V165H139ZM167 164L168 165H170L169 167H167ZM30 165V166H29ZM39 165V166H38ZM44 165H46V167H44ZM116 165V166H115ZM160 165L162 166V168H163V170L162 169H160L159 167H160ZM165 165H166V167H165ZM59 166H60V169H59ZM103 166V165H102ZM109 166V167H110ZM130 166V167H129ZM134 166V167H133ZM30 167H32V168H30ZM86 167H88L87 169H86ZM89 167H91L90 168V171H89ZM117 167V168H116ZM67 168V167H66ZM67 168V169H68ZM121 168V169H120ZM129 168V169H128ZM131 168V169H132ZM39 170V171H42V170ZM49 169V170H50ZM93 169V170H92ZM95 169V170H94ZM120 169V170H119ZM134 169V170H135ZM155 169V168H154ZM160 169V171H158ZM92 170V171H91ZM113 170H116L117 172H115V171H113ZM133 170V169H132ZM137 171V174H139L138 172H140V171ZM162 170V171H161ZM164 170H165V172H164ZM169 170V169H168ZM27 171V172H26ZM126 171H128V172H126ZM173 170H172V167H171V171L170 172H172ZM23 172V173H24ZM33 172V173H34ZM97 172V171H96ZM119 172V173H118ZM135 172V171H134ZM128 173V174H127ZM173 173V172H172ZM121 174V173H120ZM134 175L133 177H135V178H137L136 179V181H134V179H131L132 178V175ZM166 174V173H165ZM21 175L23 176V174H22V172H21ZM20 174L15 178L14 177V179H18V178H21L22 176H21ZM105 175H108L109 176V178L107 177H105ZM111 175V176H112ZM81 177V179H79L78 177ZM136 176H138V177H136ZM141 178V179H138V178ZM86 178V179H85ZM128 178L129 179H131V182H136V183H138V185H139V187H138V185H134V186H137V187H132L133 186V184H131V182H129L132 186L130 187L129 185V183H127L126 184V182H128ZM13 179V178H12ZM13 179V180H14ZM106 179H108V181L106 180ZM109 179H111V184L110 183H108V182H110V180ZM122 179V180H121ZM13 180H10L11 182H9L8 184H9V186L15 181H13ZM19 180V179H18ZM71 180V181H70ZM74 180V181H73ZM122 182H124L125 184V186H123V184L122 183H120L121 181ZM127 180V181H126ZM138 180H140V181H142L143 183H141L142 185L144 184V186L146 187V186H148L149 185V189L146 187H144V190H143V188H142V186H141V184L139 183V182H137ZM13 181V182H12ZM76 181V182H75ZM114 181V182H113ZM130 181V180H129ZM15 182H17V181H15ZM15 182H14V184H15ZM75 182V183H74ZM80 182V183H79ZM146 184H145V183ZM115 183V184H116ZM135 183V184H136ZM14 184H12V185H14ZM70 184V183H69ZM129 184V185H128ZM11 185V186H12ZM118 185V184H117ZM126 185H127V188L125 189V187H126ZM11 186L9 187V189L11 190ZM66 186V185H65ZM113 186H116V185H112V187ZM124 188H123V187ZM89 187V188H88ZM93 187V186H92ZM141 187V188H140ZM198 187V188H197ZM91 188V190H89ZM125 190L124 192H123V189ZM129 188H131V189H133V190H135V188H137L138 189V191H136L135 193H139V195H141L142 194V197L144 196L145 198H147V200L146 199H144V201L142 200L143 198H141V200H140V198H137L138 197V195L137 194H135V193H133V191L131 190V189H129ZM51 191H49L51 194H53V193H55L56 191H55V189L53 188V187H50L49 188ZM111 189H113V190H111ZM122 189V190H121ZM139 189H142L141 191L143 192L144 191V195H143V193H141V191L139 190ZM148 189V190H147ZM10 190H8L7 191V193L10 191ZM54 192H53V191ZM145 190H147L146 192H145ZM156 190V189H155ZM110 191V193H107V192H109ZM140 191V192H139ZM148 191H149V193H148ZM10 192H12V190L10 191ZM13 193V192H12ZM7 194L6 196L8 197H6L5 199H4V196L1 198V196L3 195V191H1V193H0V198L1 199H3L4 200V202H3V206L2 207H0V215H2L1 213L3 212V211H5V209H8V207L11 205V203L12 204H21V202H23L22 200H21V198H19V196H17V197H15L17 200H16V202H15V200H14V196H12L13 194ZM89 193V195H86V194H88ZM91 193H94V194H92V195H94V197L93 196H91ZM104 196H101V194ZM116 193L114 194V195H116ZM124 193V194H125ZM141 193V194H140ZM112 194V195H111ZM135 194V195H134ZM148 194V195H147ZM82 195H85V196H82ZM111 195V196H110ZM136 195H137V197H136ZM146 195V196H145ZM156 195H157V193H156ZM155 195V196H156ZM174 195H176V194H174ZM174 195H172V196H174ZM87 196V197H86ZM108 196L110 199H112V196H113V200L114 201H112V200H110L108 197V200L106 199V197ZM131 196H133V197H131ZM148 196L150 197L149 199H148ZM11 197L13 198L12 200L13 201H11ZM91 197H93V198H91ZM117 197V198H116ZM136 197V198H135ZM251 197H252V199H251ZM86 198H87V200H86ZM91 199V201L92 200H94V201H92L93 203H95V206L93 205V203L90 201V203H92V205L94 206V207H96V205L98 206L99 205V207H96L97 208V210H96V208L94 209L93 208V206H91V204H89V200ZM119 198V199H118ZM122 198V200H125L126 199V201L124 202H122L123 204L125 203L126 204V206L125 205H123L122 203H121V201L122 200H120ZM134 198L136 199L135 201H134ZM155 198V197H154ZM256 198V199H255ZM7 199V200H6ZM18 199H20V200H18ZM97 199H96V202H97ZM106 199V200H105ZM119 200V202H118V200ZM140 201H139V200ZM250 199H251V201H250ZM9 200V201H8ZM110 200V203H109V205H108V207L109 206H111L112 205V203L114 202V206L112 205V208H108L107 206H106V204L108 203L107 201H109ZM133 200V201H132ZM146 200V201H145ZM153 200H157V199H153ZM153 200H151V201H153ZM248 200V201H247ZM258 200V202H256ZM8 203H6V202ZM26 201V200H25ZM24 201V202H25ZM85 201H87V202H85ZM103 201L104 202H106V204L105 203H103ZM115 201H116V203H115ZM259 201H260V203H259ZM263 203H262V202ZM13 202H15V203H13ZM126 202H129V204H127ZM132 202V205H133V207H134V205H136V203L138 204V205H136V207H134L133 208V210H131V211H128V207L129 208H131L132 209V206H130V203ZM134 202H136V203H134ZM251 202H253L252 204H251ZM257 204H256V203ZM118 203H119V206H120V208L121 209H118L117 208V206H118ZM134 203V204H133ZM139 203H141V205L139 204ZM142 203H143V205H145V207L143 208V206H142ZM245 203V204H244ZM8 205V206H5V205ZM10 204V205H9ZM103 204H105V206L107 207V209H105L104 210V207H103ZM111 204V205H110ZM115 204L117 205V206H115ZM121 204V205H120ZM244 204V205H243ZM254 204H256V205H254ZM91 207H90V206ZM122 205H123V207L125 208V207H127V211L129 212H127L126 210H124V208H122ZM248 205V206H247ZM250 205V206H249ZM89 206V207H88ZM140 206H142V208L140 207ZM241 206H242V208H241ZM244 206H246V207H244ZM254 206H256L257 207V209H259V212L260 213H258V211L255 209L256 207H254ZM86 207H88L89 209L91 208V209H93V210H91L90 209V211H88V208H86ZM101 207V208H100ZM105 207V208H106ZM113 207H114V209L116 210H114L115 211V213L119 210H122L123 209V211L125 212L126 211V215L124 214V212H122V211H118L117 212V214H119V217L120 216H122V215H124L125 217H127L128 216V214H129V218L127 217L126 219H124V216H122V220H121V218L119 219V217L117 216V214L116 215H114L113 214ZM247 207H249V208H247ZM252 207V208H251ZM261 207V208H260ZM102 208H103V210H104V212H98V213H100V217H101V215L104 213H106L107 214V212L108 211H110V210H112V214H110V212L108 213V215H110L109 217H106V220H105V217H101V218H103V219H101V218H99L98 217V215L99 214H97V211H100V210H102ZM143 209V210H139V209ZM240 208V209H239ZM254 208V209H253ZM263 208V209H262ZM85 209H87L86 211H85ZM99 209V210H98ZM108 209H110V210H108ZM118 209V210H117ZM126 209V208H125ZM136 209H138V210H136ZM144 209H145V212H143L144 211ZM151 209V208H150ZM246 209V213L247 214H244L243 213V210H245ZM254 211H252V210ZM3 210V211H2ZM96 210V211H95ZM102 210V211H103ZM130 210V209H129ZM239 210H241L242 212L241 213H243V215L241 214V213H239L240 211ZM251 210V211H250ZM7 211V210H6ZM66 211L67 210H65L64 212H63V218H65L66 216V214H67V216L68 217H71V214H69V211H67V213H66ZM107 211V212H106ZM133 211V212H132ZM134 211H136L135 212V214H134ZM141 211H142V213H141ZM149 211H151V210H149ZM148 211V215H150V213L152 212V211H154V209H152V211L151 212H149ZM8 212V211H7ZM6 212V213H7ZM92 212H94V214H91ZM141 214H140V213ZM261 212H263L262 214H261ZM121 213H123L122 215H121ZM130 213H133V214H130ZM140 215H139V214ZM180 213V214H179ZM251 213H253V214H251ZM7 214H9V216L11 217V219L13 220L14 219V217L12 218V216H14V214L12 215V214H10V213H7ZM50 215H51V221H53L52 219H56L57 220V217L56 216H58V215H56L55 216V214H53L54 215V217H53V215L51 214V213H49ZM90 214V215H89ZM96 214V216L94 217V215ZM105 214V215H106ZM151 214H153V212L151 213ZM240 215V216H242V218L244 217V215H247V219L248 220H250L249 222H250V224L248 223V221L246 220V221H244V223L241 221V217H237L238 215ZM257 214V215H256ZM259 214V215H258ZM92 215V216H91ZM104 215V216H105ZM108 215H106V216H108ZM131 215H133V216H131ZM137 215V216H136ZM139 215V216H138ZM230 215H231V219H230ZM233 215H235L234 217H236L237 219H240V222H242V223H238V222H231V221H229V220H234L235 221V219H233L234 217H233ZM237 215V216H236ZM253 215V216H252ZM256 215V216H255ZM90 216V217H89ZM118 217L117 219L115 218V220H118V221H116L115 222V220H113L114 219V217ZM145 216H147V215H145ZM263 216V217H262ZM94 217L95 219H92V218ZM110 217H111V219H112V221H111V219H110ZM142 217H144V215L142 216ZM169 217V216H168ZM250 217V218H249ZM255 217H256V219H255ZM258 217V218H257ZM260 217V218H259ZM87 218V219H88ZM97 218H98V220H97ZM132 218V219H133ZM225 218V219H224ZM254 218V219H253ZM262 218V219H261ZM16 219V222H18V225H17V223H13V222H8V225H7V229L5 230V232L4 231H2V233L0 234V264H125V260H126V262H127V260H128V258H130V257H126L125 255H119V254H117V252H118V250L120 249L119 247H118V245L117 244H112V245H109V244H107L106 246H104L105 245V243L103 244V246H101L102 245V243L101 242H99V243H97V244H99V245H96V243H94L93 245H91V243L89 242L88 243V241H86L85 239H83L82 238V235L79 233H77L78 231H80L79 229H80V227H79V229H78V226H77V228H76V226H75V220H73V221H70V220H72V217H71V219L70 218H68L67 219V217L65 218L66 219V221L68 220V222L70 221V222H72V224H70V222L68 223L67 222V224H68V226H69V228H68V226L67 227H65V226H60L59 224V227L60 228H56V229H58L59 231H60V233L58 232V234L60 235L61 234V230H62V232L64 231V230H66V229H64V228H67V229H69L68 231L69 232H72L73 230V235H74V239H70L69 240V242L67 241V245H68V249H67V245H66V251H65V249H64V247L62 248H59L58 246L57 247H55V245H52V244H50L51 242L53 243V241L56 239V237L58 236L57 235V232H56V234H55V232L53 233V234H55V235H52V239H54V240H50L51 238H49L48 240V242L47 243H49V244H47L46 242H45V244H46V246H45V244H44V241H42V240H40L37 236H35V235H37V234H35L33 231V233H34V239L32 238L31 239V237H32V234L33 233H28L29 231H26L25 230V232H27V233H25V235H24V231H23V226H22V222L19 220V218L18 217H16L15 218ZM70 219V220H69ZM99 219H101V220H99ZM123 219H124V221L125 222H123ZM55 220V222H57L58 223V221H56ZM58 220H60V219H58ZM243 220V219H242ZM261 220H263L262 222H261ZM75 221V222H74ZM98 221V222H97ZM108 221H106V222H108ZM119 221H120V224H119ZM237 221V220H236ZM260 221V222H259ZM54 222V221H53ZM105 222V223H106ZM115 222V223H114ZM227 224H226V223ZM56 223V224H57ZM74 223V224H73ZM104 222H102V224H105ZM110 223V224H111ZM116 223H118L119 224V227H117V225H116ZM248 223V224H247ZM252 223V224H251ZM2 224V223H1ZM19 224H21V225H19ZM54 224V226L56 227L57 225L55 224V223H53ZM89 224V225H90ZM122 224V225H123ZM236 224V225H235ZM238 224V225H237ZM244 224L246 225V226H244ZM259 224H261V225H259ZM100 225H101V223H100ZM227 225V226H226ZM230 225V226H229ZM241 225H243V226H241ZM20 226H22L21 228H20ZM73 226H75V228H73ZM247 226H250V228L249 227H247ZM252 226V227H251ZM259 228H258V227ZM263 226V227H262ZM18 227V228H17ZM64 227V228H63ZM223 227V228H222ZM226 227H227V229H226ZM245 227H247V229L245 230ZM255 227V228H254ZM257 227V228H256ZM254 228V229H253ZM261 228H262V230H261ZM55 229V230H56ZM61 229V230H60ZM71 229V230H70ZM122 231L124 230V226H122ZM77 230V231H76ZM120 229H117L116 230V233H118V234H120L119 232H121V230L119 231ZM225 230V232H223ZM241 230V231H240ZM249 230V231H248ZM256 230V231H255ZM21 231H22V233H23V235H22V233H21ZM57 231V230H56ZM118 231V232H117ZM239 231H240V233H239ZM245 231V232H244ZM248 231V232H247ZM260 231V232H259ZM77 234H75V233ZM115 232V231H114ZM253 232H254V234H253ZM262 232V233H261ZM261 233V234H260ZM29 234V235H28ZM122 234V233H121ZM212 234V235H211ZM219 234V235H218ZM239 234H240V236H239ZM244 234V235H243ZM249 234V235H248ZM251 234V235H250ZM260 234V235H259ZM263 234V236H261ZM26 235L27 236H30L31 235V237H26ZM165 235V236H166ZM252 235H253V237H252ZM55 236V237H54ZM80 238L79 239V241L77 240V238L78 237ZM167 236V237H168ZM245 238H244V237ZM255 236V237H254ZM259 236V237H258ZM36 237V238H35ZM219 237V238H218ZM250 237V238H249ZM251 237H252V239H251ZM261 238V239H260ZM245 239V240H244ZM75 240H77V241H75ZM81 240V241H80ZM243 240H244V242H243ZM254 240V241H253ZM261 240V241H262ZM41 241V242H40ZM83 241V244H81V245H79L78 246V244L76 243V242H82ZM88 243H86V242ZM253 243H252V242ZM246 242V243H245ZM262 242V243H263ZM79 243V244H80ZM100 243H101V245H100ZM248 243V244H247ZM71 244V245H70ZM77 244V245H76ZM86 245V247H84L85 245ZM70 245V246H69ZM76 245V246H75ZM83 245V246H82ZM90 245V246H89ZM95 245L96 246H98V247H95ZM113 245H115L116 246V248L118 249V250H116V249H114L113 250V248H115V247H111L110 248V246H113ZM245 245V246H244ZM248 245V246H247ZM75 246V247H74ZM94 246V247H93ZM101 246V247H100ZM108 246V247H107ZM247 246V247H246ZM72 247H74V248H72ZM88 247V248H87ZM254 247V246H253ZM110 250H109V249ZM208 248V249H207ZM249 248H247V249H249ZM63 249V250H62ZM104 249V250H103ZM246 249V250H247ZM249 249V250H250ZM113 250V251H112ZM176 250H177V248H176ZM110 251H112L113 253L115 252V254L113 255L112 254V252H110ZM117 251V252H116ZM105 252V253H104ZM109 252V253H108ZM256 253H258V252H255V253H253V257H256V258H259L258 257V255H259V253L258 254H256ZM106 254H108L107 256H105ZM256 254V255H255ZM127 256L129 255V254H126ZM125 256V257H124ZM215 256H216V258H215ZM221 258L220 256L218 257V255H217V252H216V254L214 255V260L216 261H214L212 264H222V263H227V264H229L230 262H232V261H230L229 263L228 262H224L225 260L224 259H219ZM131 259V258H130ZM223 260V261H222ZM123 261V262H122ZM208 260L205 258V259H203V261H202V264H210L209 262H207ZM204 262V263H203ZM252 262H255V260H253ZM232 263H234V262H232ZM231 263V264H232ZM237 263V262H236ZM235 264V263H234Z\"/></svg>","mask_w":264,"mask_h":264},{"label":"bare ground","instance_id":"obj_2","mask_svg":"<svg viewBox=\"0 0 264 264\" xmlns=\"http://www.w3.org/2000/svg\"><path fill=\"white\" fill-rule=\"evenodd\" d=\"M12 1V0H11ZM19 0H17V2H18ZM23 1V0H22ZM22 1H19V2H22ZM25 1V0H24ZM22 2L21 4L20 3H18L20 6H18V8H20L19 10H18V12H20L21 13V9L22 8H24V3L25 2ZM30 3L31 2H33V1H35V0H28ZM28 1H27V3H28ZM37 1V0H36ZM45 1H47V0H45ZM51 2L50 3H53V5H54V7H56V4L57 5H61L62 4V2L61 3H59L60 1H63V0H50ZM75 1V0H74ZM80 2H81V0H79ZM107 1V0H106ZM116 1V0H115ZM119 1V0H118ZM124 2L126 1V0H123ZM122 1V2H123ZM130 1V0H129ZM152 1V0H151ZM155 1V0H154ZM153 1V2H154ZM162 1H165V0H162ZM177 1V0H176ZM207 1L208 0H206V5H212V4H208L207 3ZM213 1V0H212ZM216 0H214V3H213V5L211 6L212 7V9L213 10H210L211 9V7H207L206 6V8H207V10L205 9V7H203V9L200 7V10H196V9H194L195 7H193V5L195 4H193L192 2H193V0H182L181 2H183V7H184V4L186 5H189V6H191L190 8H192V10L194 9L195 11H191L190 9V11H191V15L192 16H195V17H193L192 19L191 18H189L188 17V19L183 15V14H186L185 13V11H184V13L182 14V13H180L181 11H179V10H177V8H176V10H174V9H172V10H170V12L169 13H166L167 14V17H166V15H163V16H165V18H168V22L169 23H166L167 21H164V19L165 18H163L162 20H158V19H154L153 21H157L156 22V24H155V26L152 24V26H151V28L148 30L147 29V34L149 35V36H147L148 38H147V40L150 42V44H148V45H150L149 47H150V51L152 50L151 48H154V45H155V43L158 41V42H164V46H167V47H164L166 50H167V48L169 49V51H170V49L172 48H174V45H175V48L173 49V50H171L170 52L169 51H167V52H169V54L167 55V53H165V49L163 48V45L160 43V45H162V46H160V47H162L164 50H163V53H165L166 54V56L164 55V54H162V52H161V54L162 55H160V54H158V56H156V57H152V59H153V62L155 61V62H157L158 64L159 63H161V62H163V79H166L164 82H163V89H161L160 87L159 88H155L154 90H151V88L153 87V85L155 84V81H156V79L154 78V75L153 74H155V73H153V74H145V75H142L140 72H142L140 69V72H139V74H141L139 77H137L136 78V76H135V80H134V82H137L136 83V88L135 89H132L133 90V95H132V97H134V99H133V102H132V99H131V101H129V102H132L131 103V107H130V110H131V114L133 115V117L131 118V119H129V121L127 122L126 121V125H127V127H125L124 126V128H125V132H127V133H125L124 134V137L123 138H125V143L123 144V142H122V145H119V146H117V148L119 149V152L117 151L118 149H116V151H117V155L116 154H113V157H114V155H116V157H111L110 159H107V160H102L101 162H102V164H101V166H97V165H92V168H95L96 167V169L98 168V170H95V171H92V172H95V173H98V171L100 172V176H98L97 174H95V173H92L94 176H96V177H98V185L101 183L102 185H103V183H102V181L101 182H99V180H103L104 181V173H109V172H112L111 170L113 169V167L114 166H108L107 167V164L108 163H106V162H110L112 165L116 162V160H117V157H118V160L120 161V160H125V159H127L128 158V154H131V153H133V151H129L128 152V149L129 150H135L134 151V154L135 153H141V152H143L144 151V147L146 148V146H145V144L143 145V144H139L141 141H146L147 143H148V148H149V143H150V146L152 147V145L151 144H153L154 143V146L155 145H159L160 146V148H161V145H164L163 147H165V148H161V150L160 151H157V147H155V149H156V152L158 153V152H162V150H164V151H166V152H168V150H169V152L168 153H170V151L172 150V149H174V151L176 152H174L176 155H174L173 154V152H171L170 153V155L171 154H173L174 155V159L173 160H175V157H176V160L174 161L175 163L174 164H172V162L170 163V164H172V172H170L171 171V167L170 168H165V170H166V172H165V170H164V172L166 173H162V172H156V167H152V166H156V165H158L159 166V163L161 164V162H162V160H163V162H165V157L168 155V153H165L164 155H165V157L162 155V157H164V159H162V160H160L161 159V155H159V157L157 156L158 154H160V153H158L157 155H155V153L153 152L154 151V147L152 148L153 149V155H155L154 156V158H156V156H157V158H158V161H159V163L157 164V163H155V162H157L156 160H155V162H153L152 161V159L151 160H149L148 159V157L146 158V159H148L146 162H152V163H155V165L153 164L152 165V163L150 162L149 164H151V166H150V168L148 169L147 167H146V169H145V167H144V165L145 166H148V164H146V162H145V164L143 163L146 159H142V156L144 155L145 156V154L146 155H150V157H152L151 155V151H150V154H148V152H146L145 154L143 153V155L142 156H140L139 154L137 155L138 157H140V159L142 160V164H143V167L144 168H140L141 169V171L140 172H138L139 174H137V168H139V166H137V165H135V163H134V161L135 160H137V162L136 163H139L140 161L138 160V157L134 160V159H131L130 161L131 162H133L134 163V166H137V168L135 169V168H132V167H130V169H129V172L131 173V172H133L132 174H136V175H139L140 176V174L142 175L141 176V178H142V180H144V178H145V182L146 181H148L149 182V185H150V187H152V188H148L149 187V185L148 186H146L149 190H150V194H149V196L151 195L152 196V193L155 191L156 193H157V195H156V193L154 194V197H152V199L151 200H153V199H157V200H153V201H149L147 204V207L149 206V209H148V211L149 210H151L152 211V209H154V211H152L153 212V214H151L152 212L151 211H149V212H151L150 213V215H148V211H146L145 212V209H144V211L143 212H145L146 214H142V216L144 215V217H142L141 216V218H138L137 220H135L133 217H135V216H133V215H131V216H133L132 218H129L128 216H129V214H128V218L129 219H131V220H133L134 222H131L130 220H129V222H128V219L126 220V224L124 223H122L121 222V227H119V224H120V221H119V224L118 223H116V225H117V227H119V228H117V229H120L121 230V232H119L120 234H118V233H116V230H114L113 228H114V226H112L113 225V223H109V218L106 220V217H109L110 215H108V213L110 212V214H112L111 212H112V210H110V209H108V210H110V211H106L107 212V214L106 215H108V216H106L104 213L101 215V217L103 216V217H105V220L106 221H108V222H106V221H104V220H102L100 223H101V225H100V223H95L94 225H92V224H90L89 223V220L91 221V219H89L87 216V214H86V212H84V208H83V206H86V204L88 205V202L87 201H85V202H87V203H83L84 201V198L85 197H83V200H82V198L80 199V197H81V195H80V193L82 194V191H83V189H84V191H83V194H84V192L86 191L85 190V188H86V186H88V185H90L91 184V188L93 189V190H95L96 189V185H95V187H94V185L91 183L92 181L91 180H93L92 178H94L93 177V175L92 174H90L91 176H88V174L90 173V172H88L87 170H84L83 171V165H89V166H91L90 164H94V163H90L89 161H86L85 160V162L83 161V159H82V163L79 161L78 163H73L74 165H72L71 167L72 168H68V166L67 165H61V169H62V167H64V166H66L65 167V169H63V170H57V171H54V169H47V170H45V171H43V169H41L42 171H39V170H37V172H34V170L35 169H37V168H35L34 169V165L33 164H31L30 163V165H33V168L32 167H30V168H32L31 169V171H33L32 173H30L29 174V172H30V170H28L27 169V175H24L25 174V170H26V168H27V166H25L24 164H23V162H19V157H18V155L21 153V152H19V151H22L21 150V148L23 147V146H25V145H31L33 142V140H32V136L30 137L29 136V134L31 135H33V133H34V135H38L39 134V138H40V136H42V133L43 134H47L48 133V136H49V138L47 137L46 138V140H47V142H46V144H44V145H36L37 147H38V149H37V151H38V153H37V151L33 154L32 152H30L31 150H33V148H31L32 146H30L29 145V147L28 148H30L29 149V153H31V155H29V153H28V151H26L28 154V156H29V158H30V161H32V163H34L35 164V162H38V161H40V160H43V158H42V156H46V154L48 153H45L46 151H49V150H51V148H53V147H51V144H53V143H51V141L53 142L54 141V136H55V133H56V131H57V129H58V131H59V133H60V129H59V126H57V127H53V128H57L56 129V131H54L55 129H52V128H50V130L48 129V130H46L45 132H42V130L40 129V128H36L37 126L35 125V126H32V127H30L29 126V124L27 125V126H29L28 128H26L27 126H26V124H27V122H29L27 119H25L24 120V118H28V116H21L22 114H26V112L28 111V109H27V111H25L24 112V108H23V112H18V113H22V114H20V116H21V118L19 117V116H16V114H18V113H13L12 114V112L10 113L14 118H16V117H19V119L22 121V118H23V121L24 122H26L25 123V128L27 129V130H25V131H23L24 129L23 128H21V124L20 123H22V124H24V122H20L19 120H17V122L19 121V125H21V126H19V125H17V122H16V120H14V118H13V120L15 121V123H13V122H10V120H11V118L12 117H5L4 116V108L7 106V105H10V106H13L12 104H14L13 102H15V101H13L15 98V100H20V101H23V104L25 105H23L24 107H25V110H26V107L27 106H30V103L31 102H33L34 101V99H33V101H31L32 100V90H34V89H32V87H31V94H28V93H25V94H23L22 92H20V93H22V95L23 96H17L16 94H13L14 96L16 95V97H14L13 95L12 96H10L11 94H12V92H13V90H14V88H13V90H11L12 92H11V94L9 95L10 97H8L10 100H5V97H6V95H5V97L3 98L2 97V94L0 95V142L2 141L3 142V139L5 138H3V136H5V135H3V134H6L5 132L6 131H8V133H7V135L10 133L9 131L11 130V129H15L16 130V128H17V126H18V130L16 131V133L20 130L19 128H21V130H22V132H21V130L19 131L20 132V134H19V137L15 140V141H12L10 144L8 143L7 144V146H5V147H3V148H1L0 149V193H1V191H3V195L1 196V198L4 196V199L7 197L6 195L8 194H11L12 192V196H14V200H15V202H16V198L15 197H17V196H19V198H21V200L23 201V202H21V204L19 203V204H12L11 203V205L8 207V209H5V211H3L1 214L2 215H0V234L2 233V231H4L5 232V230L7 229V225H8V222H15V223H17V225H18V222H16V217H18L19 218V220L22 222V226H23V231H24V235H25V233H27V232H25V230L26 231H29L28 233H35V234H37V235H35V236H37L40 240H42V241H44V244H45V242L47 243L49 240V238H51L50 240H54V239H52L53 237H52V235H55L56 234V232H57V237H56V239L53 241V243L51 242L50 244H52V245H55V247H59V248H63L64 246L66 247V245L68 244L67 243V241L69 242V240L70 239H74V235H73V231L72 232H69L68 230L69 229H67V228H64V229H66V230H64L63 232H62V230H61V234L59 235L58 234V232L60 233V231L58 230V229H56V228H60L59 227V225L60 226H65V227H67L68 226V224H67V222H68V220L66 221V217H67V219L68 218H70L71 219V217H72V220H70V221H73V220H75L74 222H75V226L77 225L78 226V229H79V227H80V231H78L77 233L79 234H81L82 235V238L83 239H85L86 241H88V243L90 242L91 243V245H93L94 243H96V245H99V244H97V243H99V242H101L102 243V245H101V243H100V245L101 246H103V244L105 243V245L104 246H106L107 244H109V245H112V244H117L118 245V247L120 248H116V246L115 245H113V246H110V248L112 247H115V248H113V250L114 249H116V250H118V252H117V254H119L120 256L122 255H125L126 257H130V258H128V260H127V262H126V260H125V264H202V261H203V259H207L208 261L207 262H209L210 264H212L215 260H214V255L216 254V252H217V255H218V257L220 256L221 258L220 259H224L225 261L224 262H230V261H232V262H234L235 264H264V242H263V240L261 241V240H259L258 241V239H256V242L253 244V246L251 247L252 249H250L249 247H247V248H249V249H247V248H244L243 249V247L241 248V250H240V246H239V244H240V241H237L238 239H240L241 240V238H238V231H236L235 229L237 228V226H236V228H235V226H233V224L231 223V227L229 228V230L227 231V232H225V230L223 231V232H225L224 234H222V236L219 238V248L216 250V252L215 251H212V250H206L205 248L207 247L206 245H204V247H201V248H196V249H191V248H187V246H185V240H183L182 239V236L180 235L178 238H173V237H171V235H164V233H163V227H162V223H163V219L165 220V219H172V218H174V217H177V216H179V215H177L178 213L177 212H180L181 210L180 209H182L183 210V208L184 207H182V206H184V204H186V199H187V201H188V199H189V196L190 195H192L194 192H195V190H196V186L199 184V182H201L204 178H205V176H204V174H203V171L206 169V167H207V164H208V162L209 161H211V160H214L215 158H216V153H217V149H216V147H217V143H218V139H217V128H216V125H217V122L219 121V119H220V117H221V114L218 112V111H216V113H214L213 111H211V109L210 108H208L207 107V105H206V102L203 100V98L204 97H206V99H209V93H208V91L207 92H205V89H203V86H202V89H201V87H199V88H197V86H198V84L197 83H195L194 82V80H195V78H194V75H193V72H192V70H193V67L192 68H190L193 64H192V62L193 61H197V60H194V58H195V56L198 54V53H196L197 51L196 50H198L199 51V49L200 50H203L202 49V46L200 47V45H202L205 41H203V36H201V35H203V34H207L209 31L212 33V36L214 37V36H229V35H231L232 34V38H233V42H235V44L236 45H238V43H236V42H238L239 40H243L244 39V43H242L241 41V43L242 44H245L244 46H246V44H247V42L249 43V42H251V40L252 39H254V37H251L254 33V31H255V27H258L257 26V24H256V26L255 27H253V26H251L252 24H250V26H251V28H253L252 29V34L248 31V30H246V27H245V30L246 31H248V33H250L251 34V36H249L248 35V33L246 32V33H244V35H242V36H248V37H246V38H240L238 41H236V38L238 37V32L240 31V33L239 34H241L242 33V31H243V28H242V26L244 25L245 26V24H243L242 26H241V24H236V23H239L240 22V20L241 19H243V17L240 19V20H237V18H235V16H232L231 15V13L229 14V12L227 11V9L225 10V8H226V5H227V3H229V1H233V0H223L222 1V7H220V8H222L221 10L220 9H218V10H220V11H217L216 10V7H218V6H216V4H217V2H215ZM221 1V0H220ZM247 1H249V0H247ZM251 2L250 3H248V2H246V0L244 1V0H238V1H236L237 2V5H238V3H244V4H247V5H249V7L251 6V7H255V17H257V19L260 21V22H262L263 23V25H264V11L261 9V4H264V0H250ZM256 1H259L258 3L256 2ZM5 2V1H4ZM7 2V1H6ZM48 2V1H47ZM66 2V0H64L63 1V3H65ZM105 2V1H104ZM109 2H110V0H109ZM111 2H114L113 0H111ZM138 2V1H137ZM145 2H146V0H145ZM168 2H170V1H168ZM202 2H204V0L202 1ZM11 3V2H10ZM16 3V1L14 2V4ZM46 3V2H45ZM106 3H108V2H106ZM115 3V2H114ZM126 3V2H125ZM124 3V4H125ZM131 3V2H130ZM133 3V2H132ZM147 3H149V2H147ZM147 3H145V4H147ZM192 3V4H191ZM197 3V2H196ZM199 3V2H198ZM200 3H201V1H200ZM210 3H211V1H210ZM220 3V2H219ZM23 4V5H22ZM42 4H44V3H42ZM110 4V3H109ZM112 4V3H111ZM118 4V3H117ZM123 4V5H124ZM127 4V3H126ZM139 4H140V2H139ZM165 4H166V2H165ZM164 4V5H165ZM168 4V3H167ZM191 4V5H190ZM201 4H203V3H201ZM4 5V4H3ZM23 7H22V6ZM48 5V4H47ZM63 5V4H62ZM62 5H61V7H62ZM65 5L67 6L68 4H67V2L65 3ZM114 4H112V6H113ZM119 5V4H118ZM118 5H116V3H115V7L116 6H118ZM133 5V4H132ZM141 5V4H140ZM142 5H144V4H142ZM181 7H182V3L181 4H179ZM197 5V4H196ZM230 5V4H229ZM232 5V4H231ZM6 6H7V4H6ZM9 6H10V4H9ZM9 6H7V10H8V12L9 11H11V12H16V10L14 9V11H12L11 9H9ZM15 6V5H14ZM17 6H16V8H17ZM29 6V5H28ZM37 6V5H36ZM49 6H50V4H49ZM51 6H52V4H51ZM50 6V7H51ZM79 7H80V5H78ZM120 6V8H121V5H119ZM147 6V5H146ZM149 6V5H148ZM172 6V5H171ZM199 6H201V5H199ZM204 6V5H203ZM219 6H221V5H219ZM228 6V5H227ZM2 7V9H3V6H1ZM4 7H5V5H4ZM11 7V6H10ZM26 7V6H25ZM31 7V6H30ZM49 7V8H50ZM76 7V6H75ZM165 7V6H164ZM180 7V8H181ZM187 7V6H186ZM27 8V7H26ZM26 8L23 10L22 9V16H24L25 17V19H23V20H25V21H27L26 19V17H28V16H26V13L25 12H27V11H25L26 10ZM40 9H41V7H39ZM44 8V7H43ZM52 8H53V6H52ZM56 8H60V7H56ZM55 8V9H56ZM112 8H114V7H112ZM124 8V7H123ZM133 8H134V6H133ZM208 8H210V9H208ZM2 9H1V12H2ZM51 9V8H50ZM63 9V8H62ZM65 9V8H64ZM69 9V8H68ZM75 9V8H74ZM79 9H81V8H79ZM115 9H119V7L118 8H115ZM137 9V8H136ZM147 9V8H146ZM185 8H183V10H184ZM187 10H188V8H186ZM199 9V8H198ZM202 9V10H201ZM232 9V8H231ZM234 9H235V7H234ZM246 9V8H245ZM4 10V9H3ZM6 10V11H7ZM29 10V9H28ZM59 10V9H58ZM76 10L78 11V8H76ZM83 10H84V7H83ZM82 10V12L84 13V11ZM105 10V9H104ZM113 11V13H111V11L109 12L111 15H114V13H117L114 9H112ZM128 10V9H127ZM135 10V9H134ZM206 10V11H205ZM209 10L210 11H213L214 12V15H211L212 13H210L209 12ZM248 10V9H247ZM25 11V12H24ZM39 11V10H38ZM44 11V10H43ZM43 11L42 12H40V14L41 13H43ZM73 11V10H72ZM89 11V10H88ZM115 11V12H114ZM129 11V10H128ZM136 11V10H135ZM190 11H188L189 13H190ZM210 13H208V12ZM236 11L237 10H234V12L236 13ZM240 11H242V10H240ZM0 12V13H1ZM8 12H3L2 14L4 15L5 13H7L8 14ZM36 12V11H35ZM48 12H49V10H48ZM47 12V13H48ZM61 12H63V11H61ZM74 12V11H73ZM76 12V11H75ZM74 12V13H75ZM79 12V11H78ZM77 12V13H78ZM253 12V11H252ZM257 12V13H256ZM10 13V12H9ZM28 13V12H27ZM46 12H45V14H47ZM52 13V12H51ZM73 13V14H74ZM77 13H75V14H77ZM80 13V12H79ZM78 13V14H79ZM83 13H82V15H83ZM88 13V12H87ZM104 13V12H103ZM106 13V12H105ZM128 13V12H127ZM130 13V12H129ZM141 13V12H140ZM239 13V12H238ZM254 13V12H253ZM17 14V13H16ZM19 14V13H18ZM54 14H55V12H54ZM67 14V13H66ZM70 14V13H69ZM69 14H67V15H69ZM73 14H72V16H73ZM89 14V13H88ZM93 14V13H92ZM95 14V13H94ZM102 14V13H101ZM118 14V13H117ZM122 14V13H121ZM138 14V13H137ZM237 14V13H236ZM8 15H10V14H8ZM20 15V14H19ZM34 15V14H33ZM37 15V14H36ZM59 15V14H58ZM81 15V14H80ZM81 15V16H82ZM87 15V14H86ZM86 15L84 14L83 15V19L86 17ZM91 15V14H90ZM98 15V14H97ZM107 15V14H106ZM141 15V14H140ZM42 16H43V14H42ZM45 16V15H44ZM48 16V15H47ZM53 16V15H52ZM55 16V15H54ZM85 16V17H84ZM102 16H103V14H102ZM116 16V15H115ZM133 16V15H132ZM237 16V15H236ZM6 17V16H5ZM8 17V16H7ZM57 17H60V16H57ZM61 17H63V16H61ZM75 17H77V15L75 16ZM94 17V16H93ZM99 18H101V16H98ZM104 17V16H103ZM102 17V18H103ZM120 17V16H119ZM118 17V18H119ZM122 17V16H121ZM131 17V16H130ZM133 17H137L136 16V14H135V16H133ZM141 17V16H140ZM231 17V19H229ZM254 17V18H255ZM2 18H3V16H2ZM11 18V17H10ZM20 18H22V17H20ZM34 18V17H33ZM39 18V17H38ZM42 18V17H41ZM44 18V17H43ZM52 18V17H51ZM64 18V17H63ZM68 18V17H67ZM67 18H64L63 19V21L64 20H66ZM71 18V17H70ZM73 18V17H72ZM87 18V17H86ZM239 18V17H238ZM245 18V17H244ZM7 19V18H6ZM15 19H18V18H16L15 17ZM29 19V18H28ZM37 19V18H36ZM55 19V18H54ZM62 19V18H61ZM76 19V18H75ZM81 19V18H80ZM92 19V18H91ZM128 19V18H127ZM247 19V18H246ZM2 20H4V19H2ZM1 20V23H0V25L2 24V21ZM51 20V19H50ZM87 20V19H86ZM94 20V19H93ZM95 20H97V18H95ZM95 20H94V22H95ZM111 21H112V19H110ZM125 20V19H124ZM12 21V20H11ZM16 21V20H15ZM30 21V20H29ZM29 21H27V22H29ZM71 21V20H70ZM78 21V20H77ZM88 21V20H87ZM121 21V20H120ZM153 21H151V22H153ZM230 21V22H229ZM239 21V22H238ZM20 22H22L21 20H20ZM27 22H24L25 24L27 23ZM35 22H37V21H35ZM60 22V21H59ZM61 22H62V20H61ZM69 22V21H68ZM85 22V21H84ZM94 22H92V23H94ZM99 22V21H98ZM98 22L96 23V24H98ZM113 22H114V20H113ZM116 22V21H115ZM125 22V21H124ZM132 22V21H131ZM150 21H149V23H151ZM5 23V22H4ZM16 23V22H15ZM18 23V22H17ZM16 23V24H17ZM23 23V24H24ZM40 23V22H39ZM65 23H67V22H65ZM64 23V24H65ZM91 23V22H90ZM92 23H91V25H92ZM102 23V22H101ZM116 23H118V22H116ZM115 23V24H116ZM120 23V22H119ZM149 23H148V25H149ZM161 23V24H160ZM230 23V24H229ZM22 24V23H21ZM44 24H45V22H44ZM44 24H43V26H44ZM53 24V23H52ZM59 24V23H58ZM63 24V22H62V26L64 25ZM67 24H69V23H67ZM67 24H65V26L67 25ZM80 24V23H79ZM87 24V23H86ZM86 24H85V26H86ZM110 24V23H109ZM130 24V23H129ZM146 24V23H145ZM248 24V23H247ZM12 25V24H11ZM33 25V24H32ZM34 25H36L35 23H34ZM37 25H39V24H37ZM51 25V24H50ZM90 25V26H91ZM99 25V24H98ZM107 25V24H106ZM128 25V24H127ZM160 25V26H159ZM237 25V26H236ZM3 26V25H2ZM42 26V25H41ZM64 26V27H65ZM89 26V27H90ZM93 26V25H92ZM95 26V25H94ZM93 26V27H94ZM101 26V25H100ZM103 26H104V23H103ZM117 27H120L119 25H116ZM164 26V27H163ZM4 27H7V25H5ZM12 27V26H11ZM15 27V26H14ZM35 27V26H34ZM34 27H33V31H34ZM60 27V26H59ZM71 27V26H70ZM77 27H80V26H77ZM95 27H97L98 28V26H95ZM110 27V26H109ZM122 27V26H121ZM120 27V28H121ZM128 27V26H127ZM149 27V26H148ZM260 27H262L263 29H264V27L263 26H260ZM260 27H258L257 29H259V30H263V29H261ZM3 28V27H2ZM10 28V27H9ZM16 28V27H15ZM28 28H29V26H28ZM48 28V27H47ZM50 28H52V27H50ZM55 28V27H54ZM85 28V27H84ZM87 28H88V25H87ZM91 28V27H90ZM89 28V29H90ZM101 28V27H100ZM103 28H105V27H103ZM107 28V27H106ZM113 28V27H112ZM115 28V27H114ZM130 28H132V27H130ZM170 28H171V30H170ZM240 28V29H239ZM241 28H242V30H241ZM6 29V28H5ZM102 29V28H101ZM136 29V28H135ZM237 29L239 30V31H237ZM22 30V29H21ZM26 30V29H25ZM40 30V29H39ZM38 30V31H39ZM51 30V29H50ZM54 30V29H53ZM52 30V31H53ZM57 30V29H56ZM84 30V29H83ZM98 30V31H97ZM97 30H93V28H92V30H90V33H91V31L93 32V31H97L98 32V34H100L99 33V30L100 29H97ZM107 30H109V29H107ZM112 30V29H111ZM249 30H251V29H249ZM259 30H258V32H259ZM5 31V30H4ZM10 31V30H9ZM16 31H18V30H16ZM15 31V32H16ZM20 31V30H19ZM23 31V30H22ZM73 31V30H72ZM71 31V32H72ZM81 31V30H80ZM87 31V30H86ZM112 31H114V30H112ZM131 31V30H130ZM3 32V31H2ZM11 32V31H10ZM14 32V33H15ZM27 32V31H26ZM35 32V31H34ZM40 32V31H39ZM48 33H49V31H47ZM53 32H55V31H53ZM64 32V31H63ZM97 32H93V33H95V36L97 35ZM102 32V31H101ZM108 32H111L110 30L108 31ZM145 32V31H144ZM209 32V33H210ZM237 32V33H236ZM257 32V31H256ZM32 33V32H31ZM44 33V32H43ZM46 33V32H45ZM72 33H74V32H72ZM87 33H89V32H87ZM89 33V36L91 35ZM92 33V34H93ZM105 33V32H104ZM113 33V32H112ZM116 33V32H115ZM233 33H235L237 36H234V34ZM59 34V33H58ZM57 34V35H58ZM62 34V33H61ZM69 34V33H68ZM77 34V33H76ZM83 34V33H82ZM107 34V33H106ZM109 34V33H108ZM116 34H118V32L116 33ZM257 34V33H256ZM260 34L261 35H263V33H262V31H260ZM259 34V35H260ZM26 36H27V34H25ZM24 35V36H25ZM37 35V34H36ZM63 35V34H62ZM88 35V34H87ZM110 35H112V34H110ZM211 35V34H210ZM209 35V36H210ZM6 34H2L1 33V30H0V53L2 54V53H5V52H7V54H8V50H9V48L10 47H6V43H8V42H6L5 40H6ZM10 36H11V33H10ZM19 36H21L20 34H19ZM51 36V35H50ZM88 36V37H89ZM94 37V34L93 35H91V37ZM105 36V35H104ZM109 36V35H108ZM113 37H114V35H112ZM120 37L122 36V35H119ZM240 36V35H239ZM253 36H255V34L253 35ZM8 37H9V35H8ZM79 37V36H78ZM87 37V36H86ZM92 37V38H93ZM97 38H98V35L96 36ZM102 37H103V35H102ZM142 37V36H141ZM198 37V38H197ZM199 37H202V43L200 44V41L201 40H197V41H199L198 43L200 44H198V43H196L195 44V42H196V38L197 39H199ZM211 37V36H210ZM210 37H207L206 36V38H210ZM223 37H221L222 39H223ZM230 37V36H229ZM230 37V38H231ZM234 37H236L235 39H234ZM251 37V38H250ZM256 37V36H255ZM11 38V37H10ZM31 38V37H30ZM46 38V37H45ZM60 38H61V36H60ZM99 38H101L100 36H99ZM109 38L111 39V37L109 36ZM239 38V37H238ZM248 38H250L251 40H249ZM29 39V38H28ZM28 39H27V41H28ZM35 39V38H34ZM67 39V38H66ZM87 39V38H86ZM85 39V40H86ZM104 39H106V37L104 38ZM110 39H108V40H110ZM211 39V38H210ZM209 39V42L210 41H212V40H210ZM221 39V41H223ZM7 40H10L9 38L7 39ZM16 40H17V38H16ZM33 40V39H32ZM44 40H46V39H44ZM48 40H50V39H48ZM53 40V38H51V41ZM88 40V39H87ZM107 40V41H108ZM171 41L170 43H173L171 46H173V47H169V45H165V42L166 41ZM205 40V39H204ZM208 40V39H207ZM206 40V41H207ZM216 40V39H215ZM235 40V41H234ZM246 40H248L247 42H246ZM264 41V38H261V40H260V42L261 41ZM11 41V43H12V40H10ZM18 41H20V40H18ZM17 41V42H18ZM38 41V40H37ZM50 41V42H51ZM54 41V40H53ZM58 41V40H57ZM61 41V40H60ZM83 41V40H82ZM89 41V40H88ZM104 41V40H103ZM118 41V40H117ZM116 41V42H117ZM128 41V40H127ZM173 41V42H172ZM226 41V40H225ZM232 41H230V42H232ZM255 41V48L258 46L259 48H261L260 50H262V47H264V43L262 44V45H257V43H256V40H254ZM254 41H252L251 43L253 44L254 43ZM6 42V43H5ZM15 42V41H14ZM14 42H13V44H14ZM21 42V41H20ZM29 42V41H28ZM33 42H34V40H33ZM62 42V41H61ZM87 42V41H86ZM96 42V41H95ZM133 42V41H132ZM157 42V43H158ZM239 42V43H240ZM246 42V43H245ZM11 43H9V45L11 44ZM22 43V42H21ZM24 43V42H23ZM22 43V44H23ZM27 43V42H26ZM63 43V42H62ZM61 43V44H62ZM82 43V42H81ZM120 43V42H119ZM118 43V44H119ZM167 43H169V42H167ZM169 43V44H170ZM221 43H223V42H221ZM17 44V43H16ZM25 44V43H24ZM61 44H59V45H61ZM83 44H85V43H83ZM104 44V43H103ZM131 44V43H130ZM129 44V45H130ZM204 44H206V45H208V41L206 42V43H204ZM250 44V43H249ZM248 44V45H249ZM258 44H260V43H258ZM12 45V44H11ZM35 45V44H34ZM49 45H51L50 43H49ZM69 45V44H68ZM75 45V44H74ZM107 45V44H106ZM120 45V44H119ZM122 45H124V44H122ZM129 45L127 46L126 45V47H128L129 48ZM220 45V44H219ZM241 44H239V46H240ZM13 46V45H12ZM36 46H37V44H36ZM56 46V45H55ZM54 46V47H55ZM58 46V45H57ZM67 46V45H66ZM71 46V45H70ZM69 46V47H70ZM143 46V45H142ZM233 46H234V44H233ZM243 45H241V47H242ZM17 47V46H16ZM26 47V46H25ZM30 47V46H29ZM46 47V46H45ZM50 47V46H49ZM48 47V48H49ZM54 47H52V48H54ZM64 48H66L67 49V47H65V46H63ZM83 47V46H82ZM88 47V46H87ZM108 47V46H107ZM148 46L146 45V47L145 48H147ZM160 47H159V49H160ZM187 47H189V48H187ZM234 47H237V46H234ZM240 47V48H241ZM248 47V46H247ZM39 48V47H38ZM61 48V47H60ZM74 48H76V47H74ZM94 49V51H95V47H93ZM98 48V47H97ZM96 48V49H97ZM101 48L102 47H100V50H101ZM124 48H125V46H124ZM132 48V47H131ZM243 48V47H242ZM251 48H253V47H251ZM250 48V49H251ZM14 49H17V48H14ZM57 49V48H56ZM63 49V48H62ZM70 49V48H69ZM68 49V50H69ZM72 49V48H71ZM83 49V48H82ZM105 49V48H104ZM112 49V48H111ZM134 49H136V48H134ZM149 49V48H148ZM187 49H191L190 51H191V53H189V52H187L188 53V55H184L185 53H186V51H187ZM245 49V48H244ZM256 49H258V48H256ZM264 49V48H263ZM25 50V49H24ZM29 50V49H28ZM28 50H26V51H28ZM40 50V49H39ZM54 49H52V51H53ZM87 50V49H86ZM85 50V51H86ZM91 50H92V48H91ZM90 50V51H91ZM92 50V51H93ZM99 50V49H98ZM98 50H96V52L98 51ZM99 50V53L101 52ZM119 50V49H118ZM129 50V49H128ZM143 50H144V48H143ZM182 50H184V56H186V57H188V56H190V54H191V56L192 55H194L195 54V56H194V58L192 57L191 59L188 57L187 58V60L189 61V62H187L185 59L183 60V61H181V57H179V55H181L180 54V52L182 51ZM259 50V49H258ZM33 51V50H32ZM49 51V50H48ZM56 51V50H55ZM137 51V50H136ZM153 51H154V49H153ZM158 51V50H157ZM156 51V52H157ZM162 51V50H161ZM255 51V50H254ZM11 52V51H10ZM16 52V51H15ZM24 52V51H23ZM41 52V51H40ZM69 52V51H68ZM67 52V53H68ZM73 52H74V50H73ZM76 52V51H75ZM87 52H88V50H87ZM86 52V53H87ZM107 52H108V50L105 52L106 53V55H107ZM112 52V51H111ZM122 52V51H121ZM126 52V51H125ZM193 52V53H192ZM12 53V52H11ZM18 53V52H17ZM26 53H28V52H26ZM83 53V52H82ZM92 53V52H91ZM99 53H98V55H99ZM109 53V52H108ZM132 53H134V52H132ZM136 53H138V55H140L141 53L143 54L144 53V51H139V52H136ZM149 53V52H148ZM159 53V52H158ZM205 53V52H204ZM245 53V52H244ZM263 53V52H262ZM0 54V55H1ZM6 54V55H7ZM15 54V53H14ZM25 54V53H24ZM30 54V53H29ZM28 54V55H29ZM34 54H36V53H34ZM45 54V53H44ZM57 54V53H56ZM62 54V53H61ZM80 54V53H79ZM89 54V53H88ZM96 54V53H95ZM103 54V53H102ZM151 54H154V53H152L151 52ZM17 55V54H16ZM27 55V54H26ZM31 56H32V54H30ZM39 55H40V53H39ZM53 55V54H52ZM66 55V54H65ZM70 55V54H69ZM73 55V54H72ZM92 55V54H91ZM97 55V56H98ZM104 55V54H103ZM111 55V54H110ZM113 55H114V52H113ZM117 55V54H116ZM120 55V54H119ZM123 55V54H122ZM131 55V54H130ZM247 55V54H246ZM264 55V54H263ZM2 56V55H1ZM4 56L5 55H3V57L2 58H4ZM67 56V55H66ZM100 56V55H99ZM98 56V57H99ZM108 56V55H107ZM134 56V55H133ZM147 56V55H146ZM151 56V55H150ZM248 56V55H247ZM8 57H9V55H8ZM12 57V56H11ZM33 57V56H32ZM45 57V56H44ZM46 57H47V55H46ZM50 57V56H49ZM64 57V56H63ZM73 57H75V55L73 56ZM78 57V56H77ZM109 57V56H108ZM114 57H115V55H114ZM120 57V56H119ZM118 57V58H119ZM125 57V56H124ZM261 57V56H260ZM1 58V59H2ZM6 58V57H5ZM13 58L14 57H12V58H10V59H12L13 60ZM28 58H29V56H28ZM80 58V57H79ZM89 58V57H88ZM97 58V57H96ZM117 58V57H116ZM116 58H114V59H116ZM144 58V57H143ZM253 58V57H252ZM257 58V57H256ZM9 59V58H8ZM8 59H7V61H8ZM22 59V58H21ZM27 59V58H26ZM39 59V58H38ZM47 59H49L48 57H47ZM67 59V58H66ZM91 59V58H90ZM99 59V58H98ZM113 59V57H112V60L110 61L111 63L114 61V63L112 64L113 66H116V65H114V64H119L117 61V63H115V60ZM120 59H121V57H120ZM139 59V58H138ZM141 59V58H140ZM150 59H151V57H150ZM149 59V60H150ZM6 59H4V61H5ZM16 60V59H15ZM14 60V61H15ZM33 60V59H32ZM72 60H73V58H72ZM84 60V59H83ZM96 60V59H95ZM122 60V59H121ZM131 60H133V59H131ZM136 60V59H135ZM193 60V61H192ZM11 61V60H10ZM10 61H8V63L10 62ZM25 61V60H24ZM23 61V62H24ZM50 61V60H49ZM70 61V60H69ZM75 61V60H74ZM130 61V60H129ZM148 61V60H147ZM233 61V60H232ZM247 61V60H246ZM3 62V61H2ZM2 62H1V64H2ZM6 62V61H5ZM59 62H60V59H59ZM93 62V61H92ZM100 62H101V60H100ZM134 62V61H133ZM144 62H146V61H144ZM149 62L150 61H148L147 63L149 64ZM187 62V63H186ZM194 62V63H195ZM242 62V61H241ZM239 63V62H233V63H231V68H232V72L233 73H235V71L236 70H239L241 67H242V64L243 63ZM258 62V61H257ZM7 63V62H6ZM22 63V62H21ZM39 63V62H38ZM42 63V62H41ZM46 63V62H45ZM49 63V62H48ZM86 63V62H85ZM94 63V62H93ZM97 63L99 64V62L97 61ZM110 63V64H111ZM156 63V64H157ZM185 63H186V66L188 65V63H191L192 65L190 66V64L186 67L187 69H190L191 71H185V69L183 70V68H184V65H185ZM197 63V62H196ZM250 63V62H249ZM255 63H256V61H255ZM260 62H258V64H259ZM262 63V62H261ZM15 64H16V61H15ZM23 64H26V62L25 63H23ZM35 64V63H34ZM67 64V63H66ZM73 64H75V62L73 63ZM87 64V63H86ZM101 64V63H100ZM122 64V63H121ZM135 64V63H134ZM151 64V63H150ZM154 63H152V65H153ZM157 64V65H158ZM165 64H168V65H172V66H170V67H167ZM247 64H248V62H247ZM19 65H20V63H19ZM43 65V64H42ZM71 65V64H70ZM82 65V62H81V64H80V66ZM88 65V64H87ZM109 65V64H108ZM142 65V64H141ZM144 65V64H143ZM145 65H146V63H145ZM144 65V66H145ZM155 65V64H154ZM156 65V66H157ZM165 65V66H164ZM218 65V64H217ZM2 66V65H1ZM11 66V65H10ZM17 66V65H16ZM15 66V67H16ZM27 66V65H26ZM44 66V65H43ZM55 66V65H54ZM96 66L97 65H95L94 67L96 68ZM100 66V65H99ZM112 66V67H113ZM149 66V65H148ZM148 66H145L146 68H148ZM195 66V65H194ZM214 66V65H213ZM262 66H264V65H262ZM13 67V66H12ZM20 67V66H19ZM19 67H18V69H19ZM32 67V66H31ZM33 67H34V65H33ZM37 67V66H36ZM52 67V66H51ZM59 67V66H58ZM87 67V66H86ZM93 67V66H92ZM90 68V69H93V68ZM102 67V66H101ZM110 67V66H109ZM120 67V66H119ZM260 67V66H259ZM10 68V67H9ZM14 68V67H13ZM38 68H40L39 67V65H38ZM128 68V67H127ZM139 68V67H138ZM156 68V67H155ZM262 67H260V69H261ZM2 69V68H1ZM15 69V68H14ZM25 69H26V67H25ZM42 70H43V68H41ZM52 69V68H51ZM60 69V68H59ZM69 69V68H68ZM89 69V70H90ZM142 69V68H141ZM19 70H21V68L19 69ZM19 70H18V73H19ZM31 70H32V68H31ZM62 70V69H61ZM94 70H96V69H94ZM105 70V69H104ZM144 70H146V69H144ZM258 70H259V68H258ZM262 70H263V68H262ZM2 71V70H1ZM4 71H5V69H4ZM11 71V70H10ZM24 71V70H23ZM69 71V70H68ZM79 71V70H78ZM83 71V70H82ZM100 71V70H99ZM108 71V70H107ZM120 71H122V70H120ZM149 71V70H148ZM151 71V70H150ZM13 72H14V70H13ZM24 72H26V71H24ZM43 72V71H42ZM93 72V71H92ZM130 72V71H129ZM128 72V73H129ZM146 72V71H145ZM145 72H142V73H145ZM155 72V71H154ZM190 72V73H189ZM238 72H240V71H238ZM258 72V71H257ZM264 72V71H263ZM11 73V72H10ZM10 73H8V74H10ZM29 73V72H28ZM87 73V72H86ZM95 73V72H94ZM104 73V72H103ZM121 73V72H120ZM132 73V72H131ZM134 73V72H133ZM136 73H138L137 71H136ZM136 73H135V75H136ZM149 73H151V72H149ZM158 73V72H157ZM156 73V74H157ZM229 73V72H228ZM261 73V72H260ZM13 74V73H12ZM15 74V73H14ZM21 74H22V72H21ZM66 74V73H65ZM91 74H93V73H91ZM105 74V73H104ZM104 74H102V75H104ZM122 74V73H121ZM138 74V75H139ZM158 74H160V73H158ZM11 75V74H10ZM29 75V74H28ZM32 75H35V74H33L32 73ZM99 75H100V73H99ZM107 75H109V74H107ZM134 75V74H133ZM137 75V76H138ZM153 75V76H152ZM238 75V74H237ZM2 76V75H1ZM8 76V75H7ZM6 76V77H7ZM12 76V75H11ZM30 76H31V74H30ZM63 76H65V75H63ZM95 76V75H94ZM156 76H158V75H156ZM161 76V75H160ZM16 77V76H15ZM14 77V78H15ZM19 77V76H18ZM21 78H22V76H20ZM19 77V78H20ZM24 77V76H23ZM26 77V76H25ZM32 77V76H31ZM35 77H37V76H35ZM33 78V79H35L36 80V78ZM41 77V76H40ZM44 77V76H43ZM98 77V76H97ZM104 77V76H103ZM107 77V76H106ZM133 77V76H132ZM159 77V76H158ZM157 77V78H158ZM17 78V77H16ZM28 78V77H27ZM27 78H26V80H27ZM38 78V77H37ZM60 78V77H59ZM68 78V77H67ZM74 78V77H73ZM123 78V77H122ZM125 78V77H124ZM130 78V77H129ZM2 79H3V77H2ZM6 79V78H5ZM29 79V78H28ZM40 79V78H39ZM54 79V78H53ZM96 79V78H95ZM102 79H104V78H102ZM108 79V78H107ZM111 79V78H110ZM121 78H119V80H120ZM4 80V79H3ZM16 80H19V79H16ZM22 80V79H21ZM23 80H24V78H23ZM30 80H31V78H30ZM34 80V81H35ZM42 80H43V78H42ZM47 80H48V78H47ZM132 80V79H131ZM162 80V79H161ZM28 81V80H27ZM26 81V83H28ZM33 81V80H32ZM38 81V80H37ZM101 81V80H100ZM106 81V80H105ZM112 81V80H111ZM118 81V80H117ZM133 81V80H132ZM163 81V80H162ZM9 82H11V81H9ZM16 82V81H15ZM14 82V83H15ZM58 82V81H57ZM67 82V81H66ZM75 82H76V80H75ZM17 83V85L19 86V84H18V82H16ZM15 83V84H16ZM23 83H25V80H24V82ZM23 83H22V85H23ZM30 83H31V81H30ZM33 83H35V82H32L31 84H33ZM59 83V82H58ZM79 83V82H78ZM109 83V82H108ZM118 83H120L119 81L116 83L117 84V87L115 88V90L113 91V89H112V91L113 92H111L110 91V93L109 94H111L109 97H112L113 99H114V101H115V99H117L118 100V102L120 103V104H122L123 106H121V109L123 110V108H125L124 106H126V108H128V106H129V104H128V100H129V96H128V98H127V96H120L121 94H120V91L118 90ZM131 83V82H130ZM194 83L197 85H194ZM200 83V82H199ZM2 84V83H1ZM11 84V83H10ZM21 84V83H20ZM38 84V83H37ZM60 84V83H59ZM132 84H133V82H132ZM131 84V85H132ZM202 84V83H201ZM21 85V87H23ZM34 85V84H33ZM39 85H40V82H39ZM71 85V84H70ZM135 84H133V86H134ZM159 85V84H158ZM2 86V85H1ZM11 86H12V84H11ZM15 86V85H14ZM17 86V87H18ZM26 86V85H25ZM30 86V85H29ZM108 86V85H107ZM111 86V85H110ZM109 86V87H110ZM114 86H115V83H114ZM120 86V85H119ZM13 87V86H12ZM38 87V86H37ZM49 87V86H48ZM127 87H128V85H127ZM20 88V87H19ZM41 88V90L40 91H42V87H40ZM57 88V87H56ZM64 88V87H63ZM71 88V87H70ZM111 88V87H110ZM125 88V87H124ZM124 88H122V89H124ZM17 89V88H16ZM26 89V88H25ZM30 89V88H29ZM58 89V88H57ZM5 90V89H4ZM3 90V91H4ZM24 90V89H23ZM27 90V89H26ZM81 91H82V89H80ZM79 90V91H80ZM85 90V89H84ZM110 90V89H109ZM131 90V91H132ZM17 91H18V89H17ZM28 91V90H27ZM26 91V92H27ZM36 91V90H35ZM52 91V90H51ZM80 91V92H81ZM9 92H10V90H9ZM14 92H15V90H14ZM13 92V93H14ZM65 92V91H64ZM85 92V91H84ZM106 92V91H105ZM105 92L103 93V95L105 94ZM109 92V91H108ZM124 92V91H123ZM129 92V91H128ZM127 92V93H128ZM2 93H4V92H2ZM19 93V92H18ZM17 93V94H18ZM36 93V92H35ZM34 93V94H35ZM42 93V92H41ZM93 93V92H92ZM127 93H125V94H127ZM131 93V92H130ZM8 94V93H7ZM83 94V93H82ZM107 95H108V93H106ZM105 94V95H106ZM36 96H37V94H35ZM39 96H40V94H39ZM42 96V95H41ZM75 96V95H74ZM82 96V95H81ZM18 97V98H17ZM32 97V98H31ZM38 97V96H37ZM61 97V96H60ZM76 97H77V95H76ZM108 97V96H107ZM109 97H108V99H109ZM7 98V97H6ZM12 98H14V99H12ZM40 98V97H39ZM44 98H45V94H44ZM44 98H43V100H44ZM51 98V97H50ZM52 98H53V96H52ZM59 98V97H58ZM57 98V99H58ZM70 98V97H69ZM68 98V99H69ZM72 98V97H71ZM106 98V97H105ZM111 99V98H110ZM113 99H111V101H113ZM42 100V99H41ZM41 100H40V103H41ZM48 100V99H47ZM71 101H72V99H70ZM117 100H116V102H117ZM50 101V100H49ZM53 101V100H52ZM60 101V100H59ZM58 101V102H59ZM76 101V100H75ZM110 101V100H109ZM17 102V101H16ZM34 102H37V101H34ZM34 102H33V104H34ZM45 102V101H44ZM61 102V101H60ZM105 103V102H104ZM107 103V102H106ZM108 103H111V102H108ZM17 104H19V103H17ZM16 104V105H17ZM33 104H32V107H35V106H33ZM36 104V103H35ZM54 104V103H53ZM59 104V103H58ZM61 105H63L62 103H60ZM43 105V104H42ZM46 105V104H45ZM49 105V104H48ZM60 105V106H61ZM79 104H77V106L74 108V109H77V107H79L78 106ZM83 106V105H82ZM84 106H85V104H84ZM107 106H109L108 104H107ZM53 107H54V105H53ZM81 107V106H80ZM114 107V106H113ZM123 107V108H122ZM15 108V107H14ZM17 109H18V107H16ZM28 108V107H27ZM41 108H43V107H41ZM49 108V107H48ZM73 108V107H72ZM110 108V107H109ZM7 109V108H6ZM10 109V108H9ZM30 109H32V108H30ZM50 109V108H49ZM86 109V108H85ZM110 109H112V108H110ZM118 109V108H117ZM117 109H115V110H117ZM8 110V109H7ZM19 110V109H18ZM40 110H42V109H40L39 107H35V111H32V112H38V114L41 112V115H42V111H40ZM47 110V109H46ZM84 110V109H83ZM90 110V109H89ZM89 110H87V112H85V115L87 114V116L85 117L84 116V119H86V120H88V119H91V117H93V113L91 112V117H90V115H88V113H90V112H88ZM126 110V109H125ZM6 111V110H5ZM10 111H14V110H11L10 109ZM17 111V110H16ZM20 111V110H19ZM77 111V110H76ZM78 111H79V109H78ZM85 111V110H84ZM94 111V110H93ZM95 111H97V110H95ZM107 111V110H106ZM114 111V110H113ZM28 112H31V111H28ZM50 112H51V110H50ZM62 112V111H61ZM66 112V111H65ZM74 112V111H73ZM72 112V113H73ZM100 113V111H97V112H95L94 114H95V116H96V113ZM112 112V111H111ZM124 112V111H123ZM34 113H32V114H34ZM46 112L45 111H43V115L45 114ZM71 113V114H72ZM80 113V112H79ZM98 113V114H99ZM103 113H105V112H102V114ZM113 113V112H112ZM111 113V114H112ZM6 114H7V112H6ZM29 114V113H28ZM61 114V113H60ZM63 114V113H62ZM97 114V115H98ZM9 115V114H8ZM19 115V114H18ZM35 115H37V113L35 114ZM41 115H39V116H41ZM64 115V114H63ZM62 115V116H63ZM105 115H107L106 113H105ZM51 116V115H50ZM58 116V115H57ZM61 116V117H62ZM82 116V115H81ZM80 116V117H81ZM103 116H104V114H103ZM102 116V117H103ZM116 116V115H115ZM30 117H32L33 118V116L31 115V113H30ZM48 117V116H47ZM112 117V116H111ZM122 117V116H121ZM126 117V116H125ZM131 117V116H130ZM32 118H30V120L32 119ZM36 119H37V116L35 117ZM34 118V119H35ZM54 118H55V116H54ZM65 118V117H64ZM70 118V117H69ZM106 118V117H105ZM104 118V119H105ZM107 118H108V116H107ZM42 119V118H41ZM53 119V118H52ZM57 119V118H56ZM66 119V118H65ZM65 119H61V121L63 120H65ZM83 119V120H84ZM99 119V118H98ZM117 119V118H116ZM124 119V118H123ZM127 119V118H126ZM12 120V121H13ZM33 120V119H32ZM31 120V125H32V121ZM59 120V119H58ZM68 120V119H67ZM70 120V119H69ZM72 120V119H71ZM76 120H77V117H76ZM85 120V121H86ZM95 120V119H94ZM100 120V119H99ZM98 120V121H99ZM101 120H102V118H101ZM100 120V121H101ZM118 120V119H117ZM131 120V121H130ZM34 121H36V120H34ZM37 121H39V120H37ZM36 121V122H37ZM40 121H42V120H40ZM39 121V122H40ZM50 121V120H49ZM60 121V122H61ZM66 121V120H65ZM81 122H82V120H80ZM84 121V122H85ZM89 121V120H88ZM88 121H87V124H85V123H83L82 122V124H84V126H88L89 127V125L91 124H89L88 123ZM97 121V122H98ZM107 121V119L104 121V122H106ZM46 122V121H45ZM51 122V121H50ZM67 122V121H66ZM76 122V121H75ZM77 122H79V121H77ZM103 122V121H102ZM103 122V123H104ZM125 122V121H124ZM130 122V123H129ZM12 123V124H11ZM33 123H35V122H33ZM54 123V122H53ZM73 123H74V121H73ZM101 122H99V124H100ZM103 123H101V124H103ZM109 123V122H108ZM119 123V122H118ZM16 124V127L14 126ZM69 124V123H68ZM82 124H80L79 123V125L80 126H82ZM89 124V125H88ZM106 124V123H105ZM116 124V123H115ZM114 124V126H113V124L112 123H110V124H108L109 126H102V127H100L99 128V125H97L98 126V128H99V130L97 131L98 132V139H99V137L102 139V140H97V143H98V141H101L102 143H103V146H104V142H106V140L107 141H109L110 139H111V136L113 135V133L115 134V133H117V128H119V124L118 125H115ZM76 126L75 127H77L78 126V124L76 123L75 124ZM95 125V126H96ZM122 125H124V124H122ZM24 126V125H23ZM40 126V125H39ZM54 126H56V125H54ZM71 126V125H70ZM69 126V127H70ZM84 126H82V127H79V129H78V127H77V129L78 130H80L81 128H83ZM63 127V126H62ZM61 127V128H62ZM66 127V126H65ZM64 127V128H65ZM88 127H84V129L82 130L81 129V131H79V136L81 137V135H83V137H81V141L83 142L89 135V129H92V128H89L88 130V132H87V130L85 131V129L86 128H88ZM35 129L36 128V130H41V131H39V133L37 132V134H35V132H36V130H35V132H32V133H30V130L31 129ZM42 128L44 129V127H43V125H42ZM49 128V127H48ZM72 128H73V126H72ZM126 128H127V131H126ZM154 130H152V129ZM12 130V132L9 134V135H12V133H14L15 132V130ZM76 129V130H77ZM95 129H97V127L95 128ZM148 129H151L153 132L152 133H150L149 131L150 130H148ZM63 130V129H62ZM75 130V131H76ZM146 130H148V131H146ZM14 131V132H13ZM64 131H65V129H64ZM62 132L63 134L65 133V132ZM40 132H41V134H40ZM68 132V131H67ZM109 132H111L112 134H111V136H107V138H105L104 139V137H105V135H106V133L107 134H109ZM119 132V131H118ZM131 132H133V133H131ZM15 133V134H16ZM58 133V132H57ZM76 133H78V132H76ZM84 133V134H83ZM92 134H94L93 132H92ZM92 134H90V137L92 136ZM95 134H96V131H95ZM94 134V135H95ZM153 134V135H152ZM34 135H33V137H34ZM58 135V134H57ZM56 135V136H57ZM85 135V136H84ZM118 135V133L115 135V136H117ZM141 135H146L144 138H143V136L141 137ZM162 135V136H161ZM29 136V137H28ZM50 136H51V138H50ZM61 136V135H60ZM59 136V137H60ZM96 136H97V134H96ZM151 136V137H150ZM161 136V137H160ZM7 137H9V139L11 140V136H7ZM12 137H13V135H12ZM16 137H17V134H16ZM42 137H44V135L42 136ZM41 137V138H42ZM95 137V136H94ZM108 137H110V138H108ZM113 137V136H112ZM121 137V136H120ZM20 138V139H19ZM29 138V139H28ZM35 138V137H34ZM38 138V136L35 138V139H37ZM38 138V139H39ZM40 138V139H41ZM117 138V137H116ZM142 138V139H141ZM180 138H181V140H180ZM15 138H13L12 140H14ZM37 139V141H40V140H38ZM148 139V140H147ZM152 139V140H151ZM179 139V140H178ZM65 140V139H64ZM105 140V141H104ZM112 140H113V138H112ZM121 140V139H120ZM174 140H177V142L176 143H174V145H173V141ZM42 141H43V138H42ZM41 141V142H42ZM48 141H50V142H48ZM59 141L61 142V137H60V139H59ZM58 141V142H59ZM2 142H1V144H2ZM5 142V141H4ZM7 142H8V140H7ZM32 142V143H31ZM81 142V143H82ZM85 142H86V140H85ZM84 142V143H85ZM96 142V141H95ZM101 142H99V143H101ZM34 143H36V141L34 140ZM38 143H40V142H38ZM49 143H51L50 144V149L49 150H46L48 147V144ZM67 143V142H66ZM117 143V142H116ZM142 143H145V142H142ZM4 144V143H3ZM37 144V143H36ZM83 144V143H82ZM96 144V143H95ZM161 144V145H160ZM5 145V144H4ZM34 145V144H33ZM101 145V144H100ZM106 145V144H105ZM141 147H140V146ZM173 145V146H172ZM56 145H54V147H55ZM137 146V147H136ZM139 146V147H138ZM27 147V146H26ZM36 147V148H37ZM60 147V146H59ZM102 147V146H101ZM107 147V146H106ZM114 147V146H113ZM24 148V147H23ZM22 148V149H23ZM55 148H58V146L57 147H55ZM60 148H62V146L60 147ZM141 148V149H140ZM142 148H143V150H142ZM147 148V149H148ZM17 149H20L19 151L17 150ZM27 149V148H26ZM96 149H98V147L96 148ZM104 149V148H103ZM151 149V148H150ZM151 149V150H152ZM56 150H58V149H56ZM146 150V149H145ZM149 150V149H148ZM17 151L19 152L18 154H17ZM108 151V150H107ZM116 151H114V152H116ZM163 151V152H164ZM54 152V151H53ZM59 152V151H58ZM99 152V151H98ZM108 152H110V149H109V151ZM127 152H128V154H127ZM50 154H51V152H49ZM92 153H94L95 154V152H94V150H93V152ZM101 153V152H100ZM102 153H104V152H102ZM101 153V154H102ZM22 154V153H21ZM24 154H25V151H24ZM44 154V155H43ZM93 154V155H94ZM98 154V153H97ZM107 154V153H106ZM105 154V155H106ZM91 155V154H90ZM104 155V156H105ZM169 155V156H170ZM173 155H171V156H173ZM19 156H23V155H19ZM132 156H133V154L131 155V158H132ZM135 156H134V158H135ZM143 156V158H145ZM169 156H167V158L169 157ZM27 157V156H26ZM47 157V156H46ZM51 157V156H50ZM149 157V158H150ZM20 158H22V157H20ZM29 158H28V160H29ZM104 157L102 156V159H103ZM108 158H109V156H108ZM129 158H130V155H129ZM171 158V157H170ZM170 158H168V159H170ZM23 159V158H22ZM96 159V158H95ZM167 159V160H168ZM172 159H170V160H172ZM25 160V159H24ZM97 160V159H96ZM118 160H117V162H118ZM127 160H129V159H127ZM127 160H125L123 163L124 164H127ZM132 160H134V161H132ZM154 160V159H153ZM166 160V161H167ZM23 161V160H22ZM99 161V160H98ZM127 161V162H126ZM129 161V162H130ZM139 161V162H138ZM169 161V160H168ZM116 162V163H117ZM121 162V161H120ZM126 162V163H125ZM130 162V165L131 164H133V163H131ZM64 163V162H63ZM109 163V164H110ZM123 163H120V164H123ZM167 163V162H166ZM26 164V163H25ZM28 164V163H27ZM37 164H39V163H37ZM66 164V163H65ZM71 164V163H70ZM141 164V163H140ZM139 164V165H140ZM165 164V163H164ZM29 165V166H30ZM36 165V164H35ZM41 165V164H40ZM47 165V164H46ZM46 165H44V167H46ZM60 165V164H59ZM103 165V166H102ZM118 165L119 164H117V167H118ZM127 165H129V163L127 164ZM37 166V165H36ZM39 166V165H38ZM42 166V165H41ZM48 166V165H47ZM116 166V165H115ZM120 167H121V165H119ZM133 166V167H134ZM148 166V167H149ZM170 165H168L167 164V167H169ZM43 167V166H42ZM116 167V168H117ZM123 167H124V165H123ZM123 167H122V170H120V173H119V175L117 176H114V175H112L113 174V172L112 173H110L109 175H110V178H112L113 176V180H114V178L115 177H117V179L119 180L120 178H118V177H121V178H123V180L122 181H124V179H127V177H129L130 175H128L127 177H122L121 175L122 174H124L125 172H123L122 173V171H123ZM125 167H127V166H125ZM124 167V170H126V168ZM165 167H166V165H165ZM88 167H86V169H87ZM90 168L91 167H89V171H90ZM133 170H132V169ZM160 169H162L163 170V168H162V166L160 165V167H159ZM34 169V170H33ZM59 169H60V166H59ZM135 169V170H134ZM160 169L158 170V171H160ZM169 169V170H168ZM161 170V171H162ZM97 171V172H96ZM113 171H115V172H117L116 170H113ZM135 171V172H134ZM21 172H22V174H23V176L21 175ZM24 172V173H23ZM82 172H84V173H86L87 172V181L90 183V184H88V183H86L87 181H84L83 183H85V184H81L80 182V184L79 185H75V188L74 187H70V185H71V183L72 182H69V179H70V177L73 175V174H81L82 176V178H84L85 176L82 174ZM126 172H128V171H126ZM128 172V173H129ZM107 173V174H108ZM127 173V174H128ZM21 175L22 177L21 178H18L17 180L16 179H14V177L16 178L18 175ZM131 174V175H132ZM112 175V176H111ZM125 175H126V173H125ZM108 177L109 178V176L108 175H105V177ZM134 175H132V178L131 179H134L135 177H133ZM72 177H74V176H72ZM75 177H76V175H75ZM75 177H74V179H75ZM81 177L79 176L78 178L79 179H81ZM90 177H92V178H90ZM96 177L94 178V180H96ZM101 177H103V178H101ZM106 177V178H107ZM131 177V176H130ZM136 177H138V176H136ZM15 180V181H17V182H15L13 179ZM101 178V179H100ZM140 177L138 178V179H141ZM117 179H115L116 181H117ZM131 179H129L128 178V182H126V184L127 183H129V182H131ZM136 179L137 178H135L134 179V181H136ZM10 180H13L14 182H15V184H14V182L12 183V184H14V185H10L11 186V190H12V192H10L11 190L9 189V182H11ZM107 181H108V179H106ZM110 180V182H108V183H110L111 184V179H109ZM114 180V181H115ZM120 180V181H121ZM130 180V181H129ZM71 181V180H70ZM74 181V180H73ZM76 181H78L77 180V177H76ZM75 181V182H76ZM113 181V182H114ZM120 182V183H122L123 184V186H125L124 184V182ZM127 181V180H126ZM140 180H138L137 182H139ZM74 182V183H75ZM105 182V181H104ZM144 182V183H145ZM9 183V184H8ZM70 183V184H69ZM116 183V182H115ZM115 183H112V185H116V186H113L112 187V185L110 186L109 184H107V182L103 185L104 187H106V188H115V187H117V188H115L114 190H115V192L114 191H111L112 193H116V191L118 190V186H120L121 184H119V181H117V183L115 184ZM136 182H131V184H133V186L130 184H128L130 187L132 186V187H137V186H134V185H138V183H136ZM140 184L141 183H143L142 181H140L139 182ZM118 184V185H117ZM146 184V183H145ZM66 185V186H65ZM85 186V188H84V186ZM102 185H99L98 186V189H100V188H102V187H100V186H102ZM107 185L109 186V187H107ZM93 186V187H92ZM122 186V187H123ZM141 186H142V188H143V190H144V184L142 185L141 184ZM144 186V187H143ZM50 187H53L54 189H55V193H53V194H51L49 191H51L49 188ZM100 187V188H99ZM121 187V186H120ZM138 187H139V185H138ZM137 187V188H138ZM145 187V188H146ZM89 188V187H88ZM91 188L89 189V190H91ZM106 188H102V189H100V192H101V190H103V189H106ZM124 188V187H123ZM122 188V189H123ZM127 188V185H126V187H125V189ZM137 188H135V190H133V189H131V188H129V189H131L132 191H133V193H135L136 191H138V189ZM141 188V187H140ZM117 189V190H116ZM121 189V190H122ZM147 189V190H148ZM151 189H153V190H151ZM156 189V190H155ZM8 190H10L8 193H7V191ZM93 190H91L90 192H95V191H93ZM97 190V189H96ZM111 190H113V189H111ZM140 191L142 190V189H139ZM147 190H145V192L147 191ZM53 191V190H52ZM88 191V190H87ZM87 191H86V193H87ZM97 191H99V190H97ZM125 190L123 189V192H124ZM139 191V192H140ZM153 191V192H152ZM54 192V191H53ZM89 192V191H88ZM89 192V193H90ZM103 192V191H102ZM101 192V193H102ZM120 191H118L117 193H116V195H114L113 194V196H114V199H115V196H117V197H119L120 198V194H121V196H122V193L120 192V194H119V196L117 195L118 193H119ZM127 192H129L128 190H127ZM127 192L124 194L123 193V196H126L127 195V197H126V199L127 200H129L128 199V196H130L132 193L130 192V194L128 195L127 194ZM89 193L88 194H86V195H89ZM96 194H97V192H95ZM100 193V194H101ZM107 193H110V191L109 192H107ZM141 193H143V195L145 194L144 193V191L142 192L141 191ZM140 193V194H141ZM148 193H149V191H148ZM92 194H94V193H91V196H93L94 197V195H92ZM103 194V193H102ZM101 194V196H103ZM135 194H137L138 195V197H137V195H136V197L137 198H140V200H141V198H143L142 197V194L141 195H139V193L137 192V193H135ZM134 194V195H135ZM174 194H176V195H174ZM112 195V194H111ZM110 195V196H111ZM148 195V194H147ZM156 195V196H155ZM172 195H174V196H172ZM10 196V195H9ZM8 196V197H9ZM82 196H85V195H82ZM113 196H112V199H110L108 196V198L110 199V200H112V201H114L113 200ZM122 196V197H123ZM146 196V195H145ZM148 196V199L151 197H149ZM7 197V198H8ZM87 197V196H86ZM93 197H91V198H93ZM99 196H98V194L96 195V199L98 198ZM104 197V196H103ZM106 197V196H105ZM106 197V199L108 200V198ZM116 197V198H117ZM131 197H133V196H131ZM135 197V198H136ZM0 198V207H2L3 206V202H4V200L3 199H1ZM95 198V197H94ZM118 198V199H119ZM125 197H123V199H124ZM134 198V201L136 200ZM13 198L11 197V201H13L12 200ZM90 199V198H89ZM96 199H95V201L94 200H92V201H94L96 204H98V201H99V204L101 203L100 201L103 199L104 200V198H102V199H97V202H96ZM105 199V200H106ZM117 199V200H118ZM126 199L125 200H122V198L120 199V200H122L121 201V203L124 201H126ZM144 199H146L147 200V198H143L142 200L144 201ZM251 199H252V197H251ZM251 199H250V201H251ZM256 199V198H255ZM7 200V199H6ZM18 200H20V199H18ZM20 200V201H21ZM26 200V201H25ZM86 200H87V198H86ZM110 200L109 201H107L108 203L106 204V202H104L103 201V203H105L106 204V206L108 207V205H109V203H110ZM116 200V199H115ZM139 200V199H138ZM139 200V201H140ZM145 200V201H146ZM9 201V200H8ZM25 201V202H24ZM81 201H83V202H81ZM90 201H91V199L89 200V204H91V206H95V203H93L92 201V203H93V205H92V203H90ZM131 201V198H130V200H129V202ZM133 201V200H132ZM148 201V200H147ZM248 201V200H247ZM6 202V201H5ZM15 202H13V203H15ZM118 202H119V200H118ZM129 202H126L127 204H129ZM256 202H258V200L256 201ZM255 202V203H256ZM262 202V201H261ZM7 203V202H6ZM82 203L84 204L83 206H82ZM115 203H116V201H115ZM120 203V202H119ZM119 203H118V206L115 204V206H117V208L118 209H121L120 208V206H119ZM134 203H136V202H134ZM133 203V204H134ZM253 202H251V204H252ZM259 203H260V201H259ZM263 203V202H262ZM8 204V203H7ZM5 205V206H8V205ZM105 204H103V207H104V210L105 209H107V207L105 206ZM123 204V203H122ZM140 205H141V203H139ZM245 204V203H244ZM243 204V205H244ZM257 204V203H256ZM256 204H254V205H256ZM111 205V204H110ZM112 205L114 206V202L112 203ZM112 205L111 206H109L108 208H112ZM121 205V204H120ZM123 205H125L126 206V204L124 203ZM123 205H122V208H124L123 207ZM136 205H138L137 203H136ZM136 205H134V207H136ZM90 206V205H89ZM88 206V207H89ZM90 206V207H91ZM93 206V208L95 209L96 207H99V205L97 206L96 205V207H94ZM101 206H102V203H101ZM130 206H132V209L131 208H129L128 207V211H131V210H133V205H132V202L130 203ZM142 206H143V208L145 207V205H143V203H142ZM142 206H140L141 208H142ZM248 206V205H247ZM250 206V205H249ZM88 207H86V208H88ZM106 207V208H105ZM244 207H246V206H244ZM254 207H256V206H254ZM262 207H264V206H262ZM101 208V207H100ZM126 208V209H125ZM124 208V210H126L127 211V207H125ZM137 208V207H136ZM139 209V210H143V209ZM146 208V207H145ZM151 208V209H150ZM241 208H242V206H241ZM247 208H249V207H247ZM252 208V207H251ZM261 208V207H260ZM91 209V208H90ZM90 209L88 208V211H90ZM116 209V208H115ZM114 209V207H113V211L115 210ZM117 209V210H118ZM130 209V210H129ZM240 209V208H239ZM254 209V208H253ZM257 211H258V213H260L259 212V209H257V207L255 208ZM263 209V208H262ZM8 212H7V211ZM65 210H67V211H69V214H71V217H68L67 216V214L65 215L66 217L65 218H63V212L65 211ZM87 209H85V211H86ZM91 210H93V209H91ZM96 210H97V208H96ZM95 210V211H96ZM99 210V209H98ZM102 210H103V208H102ZM102 210H100V211H97V214H99L98 215V217L99 218H101L100 217V213H98V212H104V210L102 211ZM136 210H138V209H136ZM252 210V209H251ZM250 210V211H251ZM67 211H66V213H67ZM94 211V210H93ZM116 211V210H115ZM115 211L113 212V214L115 213ZM119 211V210H118ZM117 211V212H118ZM120 211H122V212H124L123 211V209L122 210H120ZM119 211V212H120ZM126 211L124 212V214L126 215ZM127 211V212H128ZM240 212L239 213H241L242 211L241 210H239ZM253 211V210H252ZM10 213V214H14V216H12V218L14 217V219L12 220L11 219V217L9 216V214H7V213ZM117 212L114 214V215H116L117 214ZM133 212V211H132ZM135 212L136 211H134V214H135ZM254 212V211H253ZM49 213H51L52 215L53 214H55V216L56 215H58V216H56L57 217V220L56 221H58V223L57 222H55V220L54 219H52L53 221H51V215L49 214ZM129 213V212H128ZM140 213V212H139ZM138 213V214H139ZM141 213H142V211H141ZM140 213V214H141ZM181 213V212H180ZM179 213V214H180ZM243 213L244 214H247L246 213V209L245 210H243ZM243 213H241L242 215H243ZM263 212H261V214H262ZM91 214H94V212H92ZM112 214V215H113ZM120 214V213H119ZM119 214H117V216L119 217ZM123 213H121V215H122ZM130 214H133V213H130ZM139 214V215H140ZM240 214V215H241ZM251 214H253V213H251ZM90 215V214H89ZM105 215V216H104ZM138 215V216H139ZM145 215H147V216H145ZM177 215V216H176ZM238 215V214H237ZM236 215V216H237ZM240 215H238L237 217L239 218V217H241L240 219H241V221L244 223V221H248V223L250 224V220H248L247 218V215H244V217L242 218V216H240ZM254 215V214H253ZM252 215V216H253ZM257 215V214H256ZM255 215V216H256ZM259 215V214H258ZM263 215V214H262ZM92 216V215H91ZM96 216V214L94 215V217ZM114 217V219L113 220H115V218L117 219L118 217ZM122 216H124V215H122ZM122 216H120L119 217V219L121 218V220H122ZM137 216V215H136ZM169 216V217H168ZM235 215H233V217H234ZM53 217H54V215H53ZM90 217V216H89ZM92 218V219H95V218ZM127 217H125L124 216V219H126ZM263 217V216H262ZM88 218V219H87ZM136 218V217H135ZM236 217H234L233 219H235ZM250 218V217H249ZM258 218V217H257ZM260 218V217H259ZM58 219H60V220H58ZM101 219H103V218H101ZM101 219H99V220H101ZM110 219H111V217H110ZM112 219H111V221H112ZM118 219V220H119ZM124 219H123V222H125L124 221ZM225 219V218H224ZM230 219H231V215H230ZM240 219H235V221L234 220H229V221H231V222H240ZM243 219V220H242ZM254 219V218H253ZM255 219H256V217H255ZM262 219V218H261ZM96 220V219H95ZM97 220H98V218H97ZM118 220H115V222L116 221H118ZM237 220V221H236ZM69 221V222H70ZM263 220H261V222H262ZM68 222V223H69ZM98 222V221H97ZM102 222H106L105 224H102ZM113 222V221H112ZM114 222V223H115ZM242 222H240V223H242ZM260 222V221H259ZM2 223V224H1ZM53 223H57L56 225V227L54 226V224ZM226 223V222H225ZM247 223V224H248ZM59 224V225H58ZM70 224H72V222H70ZM74 224V223H73ZM90 224V225H89ZM123 224V225H122ZM227 224V223H226ZM252 224V223H251ZM19 225H21V224H19ZM67 225V226H66ZM236 225V224H235ZM238 225V224H237ZM259 225H261V224H259ZM22 226H20V228L22 227ZM70 226V225H69ZM69 226H68V228H69ZM75 226H73V228H75ZM77 226H76V228H77ZM113 228H112V227ZM122 226H124V230L122 231ZM227 226V225H226ZM230 226V225H229ZM241 226H243V225H241ZM244 226H246L245 224H244ZM247 227H249L250 228V226H247ZM247 227H245V230L247 229ZM252 227V226H251ZM258 227V226H257ZM256 227V228H257ZM263 227V226H262ZM18 228V227H17ZM223 228V227H222ZM255 228V227H254ZM253 228V229H254ZM259 228V227H258ZM57 231H56V230ZM226 229H227V227H226ZM251 229V228H250ZM71 230V229H70ZM119 230V231H120ZM261 230H262V228H261ZM264 230V229H263ZM33 231V232H32ZM77 231V230H76ZM115 231V232H114ZM241 231V230H240ZM240 231H239V233H240ZM249 231V230H248ZM247 231V232H248ZM256 231V230H255ZM55 232V234H53ZM118 232V231H117ZM245 232V231H244ZM260 232V231H259ZM21 233H22V231H21ZM30 233V234H31ZM34 233L32 234V237H31V235L30 236H27L26 235V237H31V239L33 238L34 239ZM75 233V232H74ZM122 233V234H121ZM262 233V232H261ZM260 233V234H261ZM76 234V233H75ZM253 234H254V232H253ZM259 234V235H260ZM22 235H23V233H22ZM29 235V234H28ZM77 235V234H76ZM212 235V234H211ZM219 235V234H218ZM244 235V234H243ZM249 235V234H248ZM251 235V234H250ZM168 236V237H167ZM239 236H240V234H239ZM261 236H263V234L261 235ZM55 237V236H54ZM78 237V236H77ZM241 237V236H240ZM244 237V236H243ZM252 237H253V235H252ZM252 237H251V239H252ZM255 237V236H254ZM259 237V236H258ZM36 238V237H35ZM81 238V237H80ZM79 237L77 238V240L79 241V239H80ZM81 238V239H82ZM245 238V237H244ZM250 238V237H249ZM264 239V238H263ZM77 240H75V241H77ZM245 240V239H244ZM244 240H243V242H244ZM71 241V240H70ZM81 241V240H80ZM85 241V242H86ZM254 241V240H253ZM41 242V241H40ZM252 242V241H251ZM263 242V243H262ZM70 243V242H69ZM77 244H78V246L79 245H81V244H83V241L80 243V242H76ZM80 243V244H79ZM87 243V242H86ZM87 243V244H88ZM241 243H242V240H241ZM246 243V242H245ZM253 243V242H252ZM47 244H49V243H47ZM76 244V245H77ZM86 244V245H87ZM248 244V243H247ZM71 245V244H70ZM69 245V246H70ZM75 245V246H76ZM85 245V244H84ZM86 245L84 246V247H86ZM95 245V247H98V246H96ZM241 245V244H240ZM45 246H46V244H45ZM74 246V247H75ZM83 246V245H82ZM90 246V245H89ZM100 246V247H101ZM206 246V247H205ZM245 246V245H244ZM64 247V249H65V251L68 249V245H67V249ZM74 247H72V248H74ZM94 247V246H93ZM108 247V246H107ZM88 248V247H87ZM99 248V247H98ZM176 248H177V250H176ZM109 249V248H108ZM208 249V248H207ZM247 249V250H246ZM63 250V249H62ZM104 250V249H103ZM110 250V249H109ZM112 250V251H113ZM112 251H110V252H112ZM255 252H258L259 253V255H258V257L259 258H256V257H253V253H255ZM105 253V252H104ZM109 253V252H108ZM258 253H256V254H258ZM112 254L114 255L115 254V252L113 253L112 252ZM126 254H129L128 256L126 255ZM255 254V255H256ZM108 254H106L105 256H107ZM124 256V257H125ZM215 258H216V256H215ZM219 259V258H218ZM219 259V260H220ZM253 260H255V262H252ZM223 261V260H222ZM123 262V261H122ZM216 262V261H215ZM232 262H230L229 264H231ZM237 262V263H236ZM204 263V262H203ZM234 263H232V264H234ZM222 264H227V263H222Z\"/></svg>","mask_w":264,"mask_h":264},{"label":"crops","instance_id":"obj_3","mask_svg":"<svg viewBox=\"0 0 264 264\" xmlns=\"http://www.w3.org/2000/svg\"><path fill=\"white\" fill-rule=\"evenodd\" d=\"M198 188V187H197Z\"/></svg>","mask_w":264,"mask_h":264}]
</instances>
